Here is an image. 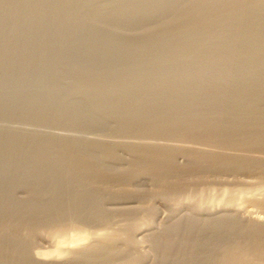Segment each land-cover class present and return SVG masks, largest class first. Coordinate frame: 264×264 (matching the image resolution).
<instances>
[{"label":"rangeland","instance_id":"374dc122","mask_svg":"<svg viewBox=\"0 0 264 264\" xmlns=\"http://www.w3.org/2000/svg\"><path fill=\"white\" fill-rule=\"evenodd\" d=\"M16 1H18V2L16 3ZM39 1H42L41 5L42 4L45 5L46 3L49 2V0L48 1L44 0L45 2L43 0H9V1L8 0H0V6L2 4V6L0 7V22L1 21L2 22L0 23V25L1 24L3 25V26L2 25L0 26V31L2 30L0 33V65H3L2 67H0V172H1L0 173V178H1L0 180H2V181H0L1 182L0 183L1 184L0 190H2L0 192V197H1L0 199L4 198V196H3V193L5 192L4 190H7V187L9 186V184L13 183V185H16V186H15V190L13 191V197L12 196L11 197H12V200L18 204L19 203L25 204V202L28 203L29 201H33L32 198L38 197V195L40 197L41 194L44 197L41 196L40 199L44 198L45 200L41 199V201L43 200L44 202L48 201L52 197L51 196L52 194L54 197L56 195V197H58L59 199L62 197L65 199V197L68 198L71 195L70 198H72L74 201L70 200V204L72 203V205H73L74 203H76L75 205H73V207H74V211H76V212L78 211V212L77 213L74 212L75 215L77 214V217L75 215H73V217L74 216L76 217L77 221L75 219H73V217L71 216L68 218L63 217L61 219H56V220H58V221H55L56 223L55 222H51V223H47V224L46 223H43V224L39 223V225L37 223H34V225L32 223H30L32 226L25 225L24 226L25 228L22 227L21 231H19L20 235L22 236V238L28 239L30 249L32 250L31 252L33 253L32 257H33L34 261L38 264H169V263H171V264L177 263L178 264L186 256H184V253L182 251H180V253H178V251L176 249L177 248L176 245L170 244L173 247L169 248L170 245H168V243L170 242V240H167L166 237L169 236L168 238H170V236L171 237L173 236V238H174L177 236L178 239L185 237L186 235H188V234H186L185 226L187 224H190V222H191V224H192V222L195 223L196 226L198 225V227H200V229L198 228V230H197L194 228L195 231H193L189 234V236H190L189 238H191V237L193 238L195 236L198 237L199 236L198 233L201 231V227H204V226L210 227V225H211L214 227L208 228L207 233L206 234L202 233L203 235L201 234V236H202V238L203 237L209 238V236H210V238L212 237L213 239H216L215 240L216 244L220 242L219 245H223V244L225 245L226 243H228L229 238H233V237L239 238L241 236H242L241 240L244 241V239H245V242H246V240L248 241V239L246 238L247 234H248V236H247L248 238L251 237L249 240L252 244L253 243L259 244L258 240H260V238L257 239V237H259V236L263 237V234H264V140H263L264 139V127H263L264 126V102H263L264 101V93H263L264 92V87H263L264 84H263V86H261L260 83L258 84V82H260L261 80L256 78V79L260 80V81L257 80V82H256V85L260 86V89H259V88H257L256 85H254L255 83L254 84L251 83V80H253V79H251L249 82L248 79L241 78V76H239V75L243 74L242 70L244 69V71H245V68H246V65H244L243 62H237L239 65L237 63L233 64V65H235L234 66L235 68L232 65H230L231 67L227 66V69H225L226 67H223V66L220 67V65H218L219 66L218 67L216 65L217 68L211 67V69H210L211 71H209V69H207V72H204V70L209 67V66H207L205 68V66L207 64H209L210 62H207V64H205V65L203 64L204 66L203 67L201 66L202 68L200 66H198L199 63H196V62H195L196 64L190 63L189 66L185 63L180 65L181 64L179 62L180 60H178V61L173 60L177 64L175 65V63H174V65H169V64L173 63L172 60H168V58H172L171 55L168 54V53H171L172 51L169 50V52H167L165 49L164 52H167L166 55L163 53L162 54L163 56L159 55L161 57L160 59H159V56L158 57L156 56L150 60V62L153 61L152 64L154 62L158 61V63L157 62H156V64L154 63L156 65V70L158 71L161 69L160 71H162V73L164 72L163 75L165 74L164 76L163 75L160 76L161 73L158 72L159 74H157V71H155V68H153L155 65L152 67L151 66L152 64H150V62H148L149 59H147V61L145 60V57L147 58V54L148 55L151 54L150 52L155 53L157 48L160 49L161 42L160 43H156V42H159L161 40V39H159L160 37H164L163 35H161V36L159 35V34H162L161 30H162V28H164V25H165L164 29H167L166 27H168L169 29H171V31L173 28H175V29L177 28V31L179 32L178 29L182 28V31H180L182 34V33H184L183 28L185 27V26L182 27V25H186L188 21L189 22L194 21V20L197 21L200 18L198 21L201 20V22H202V20L205 16L214 18L215 17L214 14H217V11L219 12V9L220 8L222 9V7H223V4H221V0H219V1L203 0V1H205L206 4L202 0H197V1L196 0H143L142 4L140 2L141 0H82V1L81 0H79V1L71 0L70 1L71 3L68 0H50L51 2H49V4H46V6H45L47 8H45L44 6L42 7L40 5ZM67 1H68V3H70V5L67 3ZM73 1L75 3V6H74V3H72ZM171 1H172V3H171ZM6 2H7V4H6ZM27 2H30L31 4H33L34 8H33V5H31L30 3L28 4ZM167 2H169V3H167ZM197 2H200L201 5H203V3H204V5H203L204 7L205 6L207 7V5H208V8H210V9L207 8L209 11L206 10L205 11L206 13L204 11L199 12L201 15L197 12L198 17L195 16L196 15L195 13L198 9H196V11H195V9H193L196 7L195 4H197ZM35 3H38V4H35ZM86 3H87V5H86ZM191 3H192V5H195V7L192 8V6L190 5ZM20 4L24 8H22L20 6V9H19L18 6ZM81 4L83 5V7ZM16 5H18V6H16ZM25 5L28 8H26ZM76 5L78 7H76ZM168 5H170V7L167 8ZM3 6L4 7L6 6L5 7L6 9L8 7H10L11 9L14 7L15 9L14 10L12 9L14 11L13 13L18 12V13H15V15H18L21 18V19L19 18V21L22 23H18L19 22L18 18H17L18 16H15L13 13L6 12V9ZM66 6H68V7H66ZM71 6H74L73 7L74 10L72 9L73 11L69 9V8H71ZM136 6L138 9L137 11H136ZM177 6H178V8H177ZM2 7H3V9H2ZM60 8H63V9H60ZM21 9L22 10L24 9V10L22 11ZM41 9H42V11H40ZM43 9L46 12H44ZM48 9H49V11H48ZM58 9H59V12L62 10H63V12L62 13L57 12ZM64 9H65L66 13L68 11L69 12L67 13V16H65L63 18V16L65 15ZM123 9H124V11H123ZM186 9H187V11H185ZM144 10L145 11L147 10V11L145 12ZM148 10H149V12H148ZM154 10H156V11L158 10V11L156 12ZM26 11H28V12H26ZM55 11L59 14H57ZM87 11H89L90 13ZM125 11H128L127 13H129V14L123 15L126 13ZM192 11H194V12H192ZM53 12H54V14H56L55 16L57 18L55 16H53L54 15ZM147 12H148V14H147ZM6 13L10 14V16ZM40 13H42V14H40ZM45 13H46V15H48V17L45 15ZM130 13H132V14H130ZM149 13H151V14H149ZM181 13L183 15H181ZM184 13H187V14L184 15ZM43 14L45 17L43 16ZM50 14L55 18L53 19V17L50 16ZM138 14H140V15H138ZM146 14L149 16H147ZM189 14L190 15L193 14V15L190 16ZM207 14H209V15H207ZM202 15H205V16L202 17ZM13 16H15V17H13ZM58 16H59V18H58ZM126 16H128V17L126 18ZM186 16H187V18H185L186 20H182V22H183L182 23L181 19L186 17ZM93 17H95V19ZM44 18H46V19H44ZM119 18L121 20H119ZM177 18H180V19L177 20ZM1 19H4V20H1ZM40 19L42 22H40ZM175 19H176V21H175ZM37 20L39 22L38 25H40L42 23V25H40L42 27L44 25L43 23H47V22L49 23L50 21H51L50 24L52 23L53 25L47 24V25H50V26H47L45 24L47 27L44 26L43 28L40 29V27L37 25V23H38ZM48 20H50V21H48ZM89 20L91 23L89 22ZM87 21H88V25L86 24ZM196 21H194L193 24ZM55 22H56V24H57V22H60L58 24L59 25L61 24V25L60 26L56 25ZM122 22H124V24H122ZM173 22H174L175 26L172 25ZM177 22H178V25H177ZM35 23L37 26L35 25ZM181 23H182V25H179ZM5 24H6V26H5ZM33 24L38 28L34 29ZM54 24H55V26H54ZM69 24L75 25L74 28H73V26L70 27ZM26 25L29 27L28 29H26V27H27ZM120 25H121V27H120ZM189 25L191 26L190 23H189ZM197 25H199V23H197ZM12 26H13V29H12ZM179 26H180V28H179ZM187 26L185 28H187ZM1 27H2V29H1ZM17 28L20 29V31ZM89 28H91L92 30ZM71 29H73V31ZM169 29H168V32H166V30H164V33L168 34ZM38 30L41 32H39ZM75 30H76V32H75ZM77 30H79L80 33H77V32H79ZM13 32H17L18 34H15ZM55 32H56V34L58 33L57 35L62 36V38L59 37L58 40L57 41L55 40V43H54L53 38L56 35ZM62 32H64V34H62ZM109 32H110V34H109ZM102 33H105V34L102 35ZM7 34L8 35L15 34V36L12 35L14 37H12L13 39L10 38L11 39V41H10V39L8 38L9 36ZM37 34L39 36H37ZM68 34L70 35L69 37H68ZM228 34L229 35L227 36V33H225L224 35L226 37L224 36V38H227L228 40L233 41L234 38H232V36L235 37V32H233V33L228 32ZM87 35L90 37L88 38ZM147 35H148V37H147ZM215 35L216 36H214V35L212 36L213 38H215V39L212 38V40L215 41L213 43L216 44V41L219 42L220 40H222L223 37H220V40L218 41L219 36H221V35L220 34H215ZM230 35H232V36H230ZM73 36H76V37H73ZM91 36H93V37H91ZM144 36H146L147 39L148 38L150 39V37L153 38V39L151 38L152 41H150L151 40L150 39V40H148V42H146V44L144 46V50H143V51H145L144 53L141 52V48H140V50H138L139 53L137 51H135L137 54L134 51L133 52L131 51V53L130 52L126 53V54H128V55H126V57H125V54L123 53L124 54L123 58H125V59H123V58H122V60L114 59L115 58L114 56L119 55L120 54L119 52L122 50L121 46H120L121 43L122 44L125 42L129 43V41H130V43L132 41H136V42L144 41V39L146 40V37H144ZM157 36H158V38H157ZM183 36H184V34L181 35L180 37H183ZM217 36H218V38H217ZM262 36L264 38V32L261 34V37H260V42L262 44L260 43V45H258L259 44V42H258L257 43L258 47L262 46L264 43V39L262 38ZM64 37H65V39H64ZM84 37L87 38V40L84 39ZM228 37L232 38V39H229ZM94 38H96V39L94 40ZM102 38L105 40H101ZM216 38H217V40H216ZM49 39H50V41H48ZM117 39H118V41H117ZM120 39H122V40H120ZM154 39H156V40H154ZM100 40L103 41V43H105L104 41L107 42L105 44L107 46V48H104L105 50H103V52H104L105 58L108 56L106 59L110 58L108 60H105L102 57H100V59L96 58L97 56H99L98 54L100 53L99 52L100 50H98V52L95 51V50H97V47H98L96 44L99 45V43H101V42H99ZM113 41L114 42L116 41L115 44H117V45H115L113 43ZM121 41H123V42H121ZM37 42H39V43H37ZM43 42L45 44H43ZM90 42H91V44H90ZM166 42L168 43V39L166 40ZM28 43L33 44L32 48H30V46L27 47V45H29ZM167 43L164 45L167 46ZM35 44H36V46H35ZM72 44L74 47L72 46ZM140 44L141 43H135V45L133 44V47L135 46L138 48V47H140L139 46ZM45 45H46V49H45V47L43 48V46H45ZM48 45H50V47ZM164 45H162V46H164ZM168 46H170V45H168ZM196 47H198V46H196ZM47 48L49 49V51L47 50ZM263 48H264V45H263ZM68 49H70L72 51H70ZM142 49H143V47H142ZM261 49H262V47H261ZM93 50L95 51V55L89 56V59L82 58L84 61L81 59L82 55L86 56L87 54H91ZM197 50H199V47L195 51H197ZM50 51H51V53H50ZM81 51H82V53H81ZM86 51H88L90 53H88ZM147 51H149V52H147ZM262 51L264 52L263 49H262ZM45 52H46V54H45ZM54 52H56V53H54ZM113 52L114 53L116 52V53L114 54ZM63 53H65V54H63ZM70 53H72V54H70ZM73 53H74V55H73ZM132 53L134 55L136 54L135 55L136 59L133 58L134 56L132 55ZM142 53L143 54L146 53L144 55V60L142 58L143 57ZM44 54H45V56H44ZM111 54L113 55L114 61L111 60V57H112ZM137 55H139V57H137ZM168 55H170V56H168ZM262 55H264V53H262ZM42 56H44V57H42ZM131 56H132V59H131ZM15 57H16V59H15ZM128 58H130V60ZM155 58H157V59L155 60ZM164 58H166L165 60H168V61H165ZM100 60H103V61L101 62ZM110 60H111V62H110ZM126 60L129 63L126 62ZM137 60H139V61H137ZM163 60H164V62H163ZM104 61H106V63ZM119 61H121V62H119ZM130 61L132 64L130 63ZM133 61L136 64L133 63ZM144 61H146L145 64H147L148 70L145 68L146 66L144 64ZM194 61H196V60H194ZM84 62H87V63L84 64ZM123 62H124V65L128 63L129 65H127V67H129V68H127L126 65H125V67L121 66ZM139 62L142 63V65H140ZM166 62H168L167 63L168 65H166ZM2 63H4V64H2ZM29 63H31V64H29ZM99 63H101V64L99 65ZM148 63H149V65H148ZM160 63H161V65H160ZM222 63H225V61ZM241 63H243V67H241L242 66ZM252 63H254L253 65L256 66V61H254ZM103 64H104V66H103ZM133 64L136 67H133ZM163 64L166 66H164ZM192 64H194V65H192ZM240 64H241V66H240ZM117 65H118V67H117ZM119 65H120V67H119ZM130 65H131V67H130ZM138 65H140V66H138ZM159 65L161 68L159 67ZM237 65L240 66L242 70H240V68ZM11 66H12V69H11ZM22 66H24V67H22ZM31 66L34 68H32ZM137 66H138V68H137ZM167 66L169 67L170 74H169V70H166V71L164 70V69H168ZM187 66L189 68H187V70H186L185 67H187ZM25 67H26V69H25ZM121 67H124V68H122V69H124L123 71H121L122 70V69H120ZM143 67L145 70L143 69ZM162 67H164L163 68L164 71L162 70ZM78 68H79V70H78ZM177 68H179V69H177ZM180 68H183V69H180ZM220 68H222L221 69L222 71L225 69V72L226 71L228 72V70L230 72V69L234 68L233 70L231 69V71H232L231 74L229 72L225 73L224 71L223 72L221 71L222 74L225 73L226 75H229L227 77H230V81H225V82H227L226 85H224L225 82L222 80H228V79H226V76H223L221 74V72H219ZM22 69H24V70H22ZM27 69L28 70L30 69V71H28ZM84 69L85 70L87 69V70L85 71ZM149 69H151V70H149ZM171 69H173V70H171ZM213 69H215V70H213ZM236 69L239 70V73H237L238 71H236L237 74L234 71ZM88 70H89V72H87ZM98 70H99V73L102 71V74L101 73L99 74ZM146 70H147V72H146ZM248 70L249 69L247 68V71H245V72L247 73ZM26 71H28V72H26ZM69 71H71V72H69ZM79 71L83 74V77L81 74H79L80 73ZM139 71L142 73H140ZM150 71H151V75L150 74L147 75V73H150ZM176 71H178L177 74H176ZM121 72H122V74H121ZM27 73H29L30 75ZM111 73H113V74H111ZM145 73H146V75H145ZM191 73H195V74L201 75V76L205 75V73H208L209 75L206 74L207 77L203 76V77H205L204 82L205 83L207 82L206 83V85H208L207 88L208 89L211 88L210 90L212 91V93L214 91L213 95L216 92V96L215 95L213 96L211 93L209 95L208 93L210 92V90H208L207 88H204V89L202 88V91H201V92H203L202 93L203 96L201 95L202 99L198 100L199 97L196 99V97L200 96V94H201V92H200L201 86L198 87L197 85L202 83L201 85L203 86L204 83H203V78L195 75V78H197L196 80H200V78L202 79V81L200 80V81L196 82L195 78L193 79L194 74L192 75ZM198 73H200V74H198ZM78 74H79V76H78ZM84 74L88 75L89 77L87 76L88 77L87 78ZM171 74H173V75H171ZM189 74H190V76H189ZM235 74H236V76H234ZM90 75L91 76L93 75L95 77L94 78L92 77V79H91ZM182 75H184V76H182ZM231 75H233V76H231ZM173 76L178 78V80L175 79V77L173 79ZM188 76L192 79H190ZM219 76L222 78H218ZM237 76H239L240 79H242L243 81H245V83H247L244 85L249 84V87L248 86L244 87V85H242V83L240 84V82H243V81L239 80V77L236 79V81L237 80H238V82L240 81L239 83L238 82L237 83L242 85V87L238 86L237 83L235 84L234 81H235V78ZM181 77H184V78L188 77V78L187 79H181ZM34 78H36V79H34ZM86 78L89 80L91 79V81H88ZM166 78L168 80H166ZM169 78H171V80L173 79L172 80L173 83L171 82V83L167 84L168 81H171ZM85 79L87 80V82ZM100 79H101V81L99 82ZM205 79L206 80L208 79V80L206 81ZM231 79H232V82L234 83V85H236V86H234L232 84ZM256 79H254L252 82H255ZM79 80L81 81V83L83 82V84H81ZM92 80L96 81V85H95V83L92 82ZM175 80H177V83L175 82ZM183 80L185 81V83L187 82V84L183 83L181 86V83H179V82H181V81L184 82ZM190 80H195L193 82H195L196 84L192 82L195 86L192 85ZM5 81H7V82H5ZM217 81L218 82L222 81L224 84L223 83L217 84L218 83ZM11 82L12 83L16 82V85L18 87L11 86L10 89H8V87H9L8 85ZM101 82H104V83L101 84ZM250 83L252 84L251 86H256L255 91H254V88L250 86ZM104 84H105V86H104ZM166 84L168 86H170V84L173 86H171L172 87L171 88V87H168ZM175 84H177V85H175ZM216 84H217V86L219 85L220 88H219V86L217 87ZM227 84H229V86ZM42 85H43V87H42ZM158 85H159V87H158ZM183 85L185 88L182 90ZM91 86H92V88H88ZM96 86H97V88L94 89L93 87H96ZM160 86H164V87H162L163 89ZM165 86H167L168 89L169 88L170 89L167 90V88ZM226 86L230 89H228ZM237 86H238V88H237ZM12 87L15 88L17 91L15 89H13ZM80 87L81 88L86 87L85 89L87 91L83 88L86 92L85 95L88 94L89 90L93 91V89L96 90L97 93L95 91H93V92L90 91L89 93H92V95L88 94L90 97L87 96L88 98H86V96L84 95V92H83L84 90L80 89ZM99 87H102V89L104 88L107 92H105L104 89H103L104 91L101 88L99 89ZM157 87L159 88V90L161 89L160 90L161 93H160V91H158ZM197 87H198V89H197ZM204 87H206L205 84H204ZM222 87L226 88V89H223ZM239 87L241 88L242 91L246 90L245 91L246 93L244 91L241 92V90H240V92L238 90H236V91L233 90L234 92L232 93V91H231L232 89H235V88L239 89ZM250 87L253 88V90ZM248 88H250V90ZM205 89L207 92L203 91ZM212 89H215L216 91L212 90ZM247 89L249 90V92L252 93L251 96L253 94H255L256 97L258 96L256 99L258 101L261 100L258 102V104L255 102L256 99L254 101L252 99L255 95L253 97L250 96L248 98L250 93L248 92L249 94L247 95V91H248ZM37 90L40 93H41V91L42 92L44 91V92L40 94ZM48 90H50V91H48ZM80 90L81 91L83 90V91L81 92ZM99 90H102L106 94H104V93L102 94V92ZM172 90L174 93L172 92ZM186 90L189 91L188 95L192 90V92L189 96L192 99H194V98L196 99V100L195 99L192 100L194 103L195 102H198V103H196V104H194V103L192 104V102L190 103L191 98L185 93V92H187ZM221 90H223V92ZM256 90H259V91L256 92ZM6 91L7 92L11 91V92L5 93ZM197 91H199L200 93H198ZM228 91H230V93ZM260 91L263 94L261 93V95H257L256 93H258ZM49 92H51V93H49ZM162 92L167 93L168 97H170V94H171L172 98L171 97L167 98L166 94H165V97L161 96V95H164ZM219 92L220 93L222 92V93L219 94ZM4 93H5V95H3ZM204 93H206L205 96H207V99L210 100L209 103H211L214 100L213 98H216L213 102L217 101L218 95L220 97L219 99H221V97H223L222 98L223 100L221 99L219 101L223 102L225 99V102L224 103L215 102L214 105H213V103H211V105L214 106L212 108L211 105L210 106L208 105L209 103H208V101L205 100L206 98L203 99V97H205ZM93 94H94V97L95 96L97 97V95L99 94L98 96H99L100 100H102V104H100L101 102L98 100V97H97V99H95L93 97ZM100 94H101V96L103 95V97H101ZM178 94H181V96ZM182 94H186L185 95L186 97L184 98V95L182 96ZM192 94H194V96ZM224 94H226V96ZM229 94L231 95L230 97L233 100H235L237 97H239L238 99L241 98L240 100H242V102H239L238 99H236V102L235 101L233 102V100L231 98H229ZM241 94L244 96H242ZM36 95H39V96L41 95V97H40L41 99H39L40 101L37 100V101L31 102V98H35ZM104 95H106V96H104ZM227 95H228V97H227ZM245 95L247 97H245ZM187 96H188V98H187ZM210 96H212V97H210ZM91 97H93V99H91ZM104 97H106V98H104ZM161 97L166 99V100H169V101H166V100L164 101V99H162ZM174 97L179 98V99H174ZM182 97L184 99H182ZM209 97L212 98V101ZM225 97H227V98H225ZM117 98H119V99L117 100ZM160 98L162 101L160 100ZM189 98H190V100H189ZM228 98L231 99L232 102L229 101ZM186 99H187V101L189 100L190 105H188L187 101H184ZM93 100H95V101H93ZM104 100H105L106 105L104 104ZM154 100H155V102L158 100L161 103L159 104V102L158 103L156 102L157 104H155ZM177 100H178V102H177ZM181 100L184 101L185 104ZM203 100L206 102H204ZM244 100L245 101L248 100V102H246V103H248V105L245 103L248 107L246 105H244ZM96 101L99 104L98 103L95 104ZM120 101L122 102L121 104L119 103ZM175 101L179 105L183 103L181 106L185 105V106H189V107L190 106L192 107L194 105H198L200 102L198 107L199 106L200 107L202 106V107L201 108L196 107V109L198 108L197 109L198 111L196 109H194L195 106L192 107V109L187 108V110H185L186 107L183 108L177 104H174ZM252 101H253V103H252ZM124 102H125V104L127 103V105L129 102V106L133 105V104L134 105H133V107L130 106V108H129L127 105L124 104ZM145 102H146V104H145ZM165 102L167 104H169V102H170L171 105L170 104L169 105L172 108V110L170 107L168 108L169 105H167ZM179 102H181V103H179ZM226 102L228 105L225 107L224 104L226 105ZM228 102H231V103H228ZM250 102L252 104H250ZM16 103H17V105H16ZM18 103L19 104L21 103L22 105L20 104L21 106H19ZM201 103L204 104V107L208 105L207 108L205 107L208 112L203 107V105H201ZM233 103H235V104H233ZM239 103H241V104L243 103V104L241 105ZM14 104L17 107H14L15 106ZM57 104H58V106H57ZM123 104L125 106L124 107L125 110L129 108L131 110L133 109V112L134 111H136V112L133 113L129 109L127 111H125L124 108L120 109L121 105H123ZM135 104H137L139 106H137ZM173 104L175 105V109H177V110H175L173 108L174 107ZM215 104H217V105H215ZM219 104H220V106H219ZM222 104H223V106H222ZM230 104H232V106L235 105L234 107H236V104H237V106L238 105L240 107L246 106V108H241V110H240V107L239 108L238 107L233 108ZM253 104H255V105H253ZM23 105H25V106H23ZM46 105H48V106H46ZM119 106H120V108H118ZM135 106H136L137 110L135 109ZM13 107L15 108L14 111H13V109H14ZM210 107H211V109H210ZM227 107H228V109H226ZM71 108H72V110H71ZM104 108H105V110H104ZM140 108H141V111H140ZM178 108H180V109H178ZM181 108L183 109V111L185 110L184 113L181 112L182 111ZM203 108H204V110H203ZM208 108H209V110L214 109L213 111H215V112H213V111L210 112L208 110ZM216 108H219V109H216ZM223 108L226 111L223 110ZM231 108H233L235 111L236 110H238V111H236L234 113V111ZM247 108H249V110H247ZM9 109H11V110H9ZM118 109H119V111H118ZM242 109H246V111L245 110L243 111ZM5 110H7V111H5ZM55 110H57V111H55ZM120 110L125 111L126 112L125 114H128V116L130 118L132 117L131 119H133V116L138 114L137 113L138 110L140 113H139V115L134 117L135 121L132 120L133 122L131 121L132 122L131 123L130 122L131 119L127 115L126 116H125V114L123 115L124 112H122ZM179 110H181V111H179ZM195 110H196V112H195ZM201 110L203 111L204 116H201V115H203ZM221 110H223L225 112H227V110H229V111L231 110L233 112L234 117H235V115L236 116L238 115V117L234 118L233 116L230 117V115H232V113H229L230 114L229 118H228L229 120H231L233 118V119H238V121H240L238 123L237 120L232 119L234 121L233 124L236 125V126L234 125V128H233L234 130L236 129L234 132L232 129V127H233L232 121L231 122L230 121L222 122L225 120V119L223 120V118H227L226 116L228 115V113L226 115V113H224ZM254 110H255V112H257V114L252 113ZM67 111H68V114H67ZM177 111H179L180 113ZM239 111H241V112L239 113ZM187 112H189V113H187ZM197 112H199V113H197ZM237 112H238V114H237ZM132 113H133V116L132 115L130 116L129 114H132ZM135 113H137V114H135ZM182 113L184 116L182 115ZM186 113H187V117H185ZM119 114H121V115H119ZM198 114H200V117ZM254 114H256L255 117L259 118V119L256 118V120H260L259 123H257L254 120V118H253ZM179 115L180 116L182 115L183 118H182V116L180 117ZM214 115H215V117H213ZM222 115H223V117H222ZM251 115H253V116H251ZM152 116H153V118H152ZM173 116H175V117H173ZM125 117L127 118L128 121L125 120L126 119ZM179 117L182 120L179 119ZM201 117H203V118L201 119ZM167 118H169V119H167ZM177 119H178V121H177ZM249 120L254 121V122H250ZM151 121H153L155 123H153ZM176 121H177V123H176ZM247 121H249V123ZM146 122H148V124ZM172 122L174 125L171 124ZM215 123H217L218 125L220 124V125L218 126L216 124V126H215ZM230 123L232 124V126L229 125ZM79 125H81V126H79ZM243 125H244V127H243ZM245 125H247V126H245ZM248 127H250L251 129ZM152 128H153L154 132H152ZM154 128H156V129H154ZM207 128H210V129H207ZM211 128H213V130H211ZM253 128H254L255 133H258L259 135H256V134L252 135V134L248 133V131L249 130L251 131ZM186 129H188V130H186ZM231 129H232V131H231ZM239 129L240 130L246 129L247 130L246 134L247 133L248 134L247 135L244 134L246 130H244V131L242 130L241 133L238 132V131H240ZM206 130H207V132L210 130L212 133L211 132L207 133ZM214 130H216V131H214ZM260 130H262V131H260ZM204 131L206 134L204 133ZM254 131L252 130L253 133H254ZM22 134L24 135V138L21 139V137H23ZM209 134H211V136ZM213 134H215V135H213ZM262 134H263V136H262ZM19 135H20V137H19ZM25 135H29V137L30 136L31 137L25 141V139L27 138ZM149 135H150V137H149ZM251 135L253 136L252 139H251V137H252ZM254 135L256 137H254ZM45 136H47V137H45ZM209 136L211 138H209ZM244 137L246 139H244ZM259 137H261V138H259ZM43 138H46V139L44 140ZM255 138H256V140H255ZM41 139H42V141H41ZM52 139H54V140H52ZM230 139H231V141H230ZM243 139H244V142H243ZM248 139H250L251 141ZM22 140H23V142H22ZM47 140H48V145H47ZM253 140L256 141L257 143L255 144V142ZM257 140H259V142ZM19 141H20V143H19ZM227 141L230 142V144ZM247 141H249V142L246 143ZM251 142H253L254 144L253 143L251 144ZM20 144H22V145H20ZM42 145L43 146L45 145L44 151L42 149L43 148ZM59 147L63 150H61ZM40 149H42V150H40ZM45 149H47V150H45ZM22 151L24 152V154L22 153ZM38 151H40V152H38ZM42 151H43V153H42ZM55 151H56L55 154L57 156L53 153ZM68 151L69 152L71 151V152L69 153ZM64 152H66V154L68 156ZM26 153L29 154V156ZM33 153L36 154L37 157L34 156ZM21 154H23V155H21ZM43 154H44V156L46 155L44 158L42 156ZM20 155H21V157H20ZM39 155L42 156V159L39 158V157H41ZM18 156H19V159H15V158H18ZM64 156H67V157H64ZM38 159L40 161V165H39L40 168H38V170L39 169L40 170L38 172V170L36 169L37 172H34V173L35 174L37 173L38 175L36 174L37 176H35L33 174L32 170H31L32 172H30V171L28 172L27 170H29V168L31 169L33 164H34V161H36ZM43 159H44V161H41ZM45 159H46V161H45ZM16 161H18L17 164L15 163ZM31 161H33V163ZM49 161H50V163H49ZM42 162H43V166H42ZM58 162H60V163H58ZM78 162H80V163H78ZM30 163L32 164V166ZM9 164H11V165H9ZM15 164H16V166H15ZM18 164H20V166H18ZM24 164H25V167H24ZM59 164H61L63 167ZM164 164H165V166H163ZM4 166H6V168ZM12 166H13V168H12ZM46 166H47L48 170L44 169V168H46ZM51 166L53 168H55L56 171L53 170L51 168ZM27 167H28V169H27ZM41 167H43V168H41ZM4 168L8 169V172H7V170H4ZM22 168L23 169L25 168L24 171ZM49 168H51V171L52 170L53 171L50 172ZM66 168L68 170H66ZM71 168L76 170V172ZM79 168L81 169V171ZM90 168H92V169H90ZM69 169H71L72 171ZM41 170H44V171L46 170V171L41 172ZM61 171L64 173H62ZM67 171H68V174H67ZM25 172H27V174ZM40 173L43 175H41ZM52 174H54V175H52ZM63 174H65L66 177ZM72 174H74V176ZM20 175H21V177H19ZM27 175H28V177H27ZM32 175H34L33 177L38 178L40 180V182H41L40 185L42 184L43 186H40V185H38V186L42 187V189L44 188L43 190L41 188H39V189L37 188L38 190H35L33 188L35 191H32L33 190L32 187H34V186H32L33 183H31L32 182V179H31ZM51 176H53V177H51ZM24 177L27 180H25ZM64 177L66 180H67V178L70 177L69 178L70 181L64 180ZM29 178L31 180H29ZM3 179L5 181H3ZM56 179H57V181H56ZM16 180H17V183H15ZM24 180L27 183L23 182ZM47 180H50V181H47ZM42 181H43V183H42ZM74 181L75 182L77 181L76 182L77 184ZM19 182H22L24 185L19 184ZM48 182H49V185H50V183H54V184H51V186H49V185H47ZM45 184L47 185L48 188L46 187ZM56 184L58 187H55ZM4 185H5V187H4ZM61 185H63V186H61ZM80 185H82V187ZM35 187H36V185H35ZM51 188L52 189L55 188V189H53V191H52ZM47 189H49L50 191ZM63 189H66L67 191L63 190ZM73 189H74V191H73ZM79 189H80V191H79ZM41 190H42V192H41ZM57 190H59V191H57ZM38 191H39V193H38ZM89 191H91V192H89ZM64 192H65V194H64ZM79 192H81V195L79 194ZM82 192H84V193H82ZM71 193H73V194H71ZM36 194H38V195H36ZM78 194H79V196H78ZM91 194L93 196H91ZM67 195H68V197H67ZM32 196H34V197H32ZM81 196H83V197H81ZM87 198L88 199L90 198V199L87 201ZM92 198H93V200H92ZM94 198L96 199V201ZM80 199H84V200H82L83 203L87 202V203H85L87 207H85L84 206L85 204H83L82 202L80 203V201H79ZM91 200L94 201V202H92L93 206L91 204ZM47 203L48 202H46L45 204H47ZM90 204H91V206L89 207ZM96 204H98V205H96ZM79 205L80 206L82 205V212L83 213L80 210L81 208L78 207ZM75 207H77V208H75ZM92 207L94 209H96L97 211H93L94 209H92ZM90 209L92 210V212L94 214L90 213V211H91ZM100 211L102 212V215L100 214L101 213ZM96 212H98V214ZM80 213H82V214H80ZM89 213H90V215H89ZM93 215H94V217H92ZM99 215L103 216V218L101 217V219L98 218V220H97V217ZM78 216L81 218L79 219ZM84 216L85 217L87 216L86 218H88V219L84 218ZM88 216H90V218L92 217V219L89 220ZM94 218L96 219L95 221H94ZM63 219H64V221H63ZM78 219L80 221H78ZM103 219H105V220H103ZM92 220L94 221V223L92 222ZM74 221H76V222H74ZM224 221H230L231 224L228 226L222 225L221 223ZM77 222H80V223H77ZM72 223L75 224V226H74V227H76L75 229H72L71 231H69V230L64 231V233L61 232L60 235H57L58 230L63 229L64 227L66 228V227L70 226V224H72ZM233 224H237V226L234 227L235 225L233 226ZM196 226H194V227H196ZM215 226L216 227L218 226V227L216 229H214ZM179 227H180V232L178 229ZM219 227H221L222 230L219 229ZM230 227H232V229ZM212 228H213V231L214 230L216 231L218 229L221 230L219 232L220 235L217 234V235H214L215 236L214 237L213 231L211 232ZM173 230H175V232ZM227 230H229V231H227ZM19 232L17 233L18 237H19ZM173 232L176 233V236ZM229 232H231V233H229ZM232 232H235V233L237 232L236 234L240 233V235L238 234V236H236V234H234ZM254 232H256V233L254 234ZM221 234H223V235H221ZM230 234H232V235H230ZM243 234H244V236H243ZM228 236H230V237H228ZM166 240H167V243H166ZM252 240L257 241V242H254ZM162 241H165V242L162 244ZM250 242L248 241L249 244H250ZM221 243H223V244H221ZM252 244L250 245L251 248H252ZM254 244H253V247L256 246V244L255 245ZM166 246H167L168 250H164V248ZM250 246L248 245V247H250ZM175 249L177 252L175 251ZM95 251H97V252H95ZM161 252H165L166 254H168V256H169V254H171V255H170V257H166V254L162 253L163 254L162 255ZM189 252H190V250L188 251V254L191 253V255L195 258H194V260L192 259L193 260L192 262H189V261L188 262L191 264H199V263H197L199 260L197 257L198 256V250L196 251L194 249L192 252H190V253ZM195 253H196V255H195ZM161 255L163 256L164 260H166V261L163 260ZM183 260H185V259H183ZM185 262H187V261H183V264H185Z\"/></svg>","mask_w":264,"mask_h":264},{"label":"bare ground","instance_id":"6f19581e","mask_svg":"<svg viewBox=\"0 0 264 264\" xmlns=\"http://www.w3.org/2000/svg\"><path fill=\"white\" fill-rule=\"evenodd\" d=\"M9 1V0H8ZM44 1V0H43ZM48 1V0H47ZM69 2L71 1V0H68ZM68 1H67V3H68ZM77 1H79V0H77ZM82 1V0H81ZM197 1V0H196ZM203 1V0H202ZM216 1H219V0H216ZM13 2V1H12ZM18 1H16V3H17ZM33 2V1H32ZM36 2V1H35ZM38 2V1H37ZM40 2V5H41V2L42 1H39ZM45 2V1H44ZM49 2H51L50 0H49ZM49 2L48 3H46V4H49ZM53 2V1H52ZM66 2V1H65ZM85 2V1H84ZM141 2V4L143 3V0H141L140 1ZM166 2V1H165ZM170 2V1H169ZM169 2H167V3H169ZM201 2V1H200ZM200 2H197V4H195L196 5V7H195V5H192V3L190 4L191 6H192V8L193 7H195V8H193V9H195V11H196V9H198L197 11H196V15L195 16H197L198 17V13L199 12H202V11H206V10H208V9H210V8H208V5H207V7L205 6H203L204 5V3H205V1H203L204 3H203V5H201L200 4ZM9 3V2H8ZM14 3V2H13ZM15 3V4H16ZM28 4L30 3V2H27ZM71 3V2H70ZM70 3H68L69 5H70ZM72 3H74V1L72 2ZM80 3V2H79ZM136 3V2H135ZM171 3H172V1H171ZM179 3V2H178ZM196 3V2H195ZM199 3V4H198ZM215 3V2H214ZM5 4V3H4ZM6 4H7V2H6ZM14 4V5H15ZM31 4V3H30ZM35 4H38V3H35ZM46 4L45 5H41L42 7L44 6H46ZM54 4V3H53ZM65 4V3H64ZM67 4V5H68ZM84 4V3H83ZM139 4V3H138ZM164 4V3H163ZM162 4V5H163ZM175 4V3H174ZM173 4V5H174ZM206 4V3H205ZM221 4H223V7H222V9L220 8L219 9V12L217 11V14H214L215 15V17L214 18H211V17H206L205 15H202V17H204L203 18V20H202V22H201V20L200 21H196V20H194V21H196L197 23H199V25H197V23L195 22L194 24H193V22L194 21H188L187 22V24L186 25H182V20H186L185 18H187V16L186 17H184V18H182L181 19V24H179V25H182V27H186L187 25V28H183L184 30H183V32L184 33H182L181 34V32L180 31H182V28H180V26H179V28L181 29H178L179 30V32L177 31V28L175 29V28H173L172 29V31H171V29H169L168 27H166L167 29H164L165 28V25H164V28H162V30H161V32H162V34H159L160 36L161 35H163L164 37H160L159 39H161L159 42H156V43H160L161 42V46H160V49H158L157 48V50L155 51V53H153V52H150L151 54H147V58L145 57V60L147 61V59H149L148 60V62H150V60L153 58V57H158L159 55H161V56H163L162 54L164 53L165 55L167 54V52H169V50H171L170 52L171 53H168V54H170L171 55V57L172 58H168V60H172V64H169V65H174V61L173 60H180L179 62L181 63L180 65H182L183 63H185V64H187L188 66L190 65V63H194V64H196V63H199L198 64V66H204L205 64H207V62H210L209 64H207L206 66H205V68L207 67V66H209L208 68H206L205 70H204V72H207V69H209V71H211L210 69H211V67L213 68V67H215V68H217L216 67V65L218 66V65H220V67L221 66H223V67H226L225 69H227V66H230V65H232L233 67L235 66V65H233V64H236L237 62H243L244 63V65H246V68H245V71H247V68L249 69L248 70V72L246 73L245 71H244V69L242 70L241 69V67H243V63H241L242 64V66H241V64H240V66H238L239 68H240V70H242V75H239V76H241V78H246V79H248L249 80V82H250V80L251 79H256V78H258V79H260V80H258V79H256V81L255 82H252L253 80H251V83L252 84H254V85H256V82H257V80L258 81H260V82H258V84L260 83L261 84V86H263V82H264V55H262V53H264L263 51H262V49L264 50V48H263V45H264V43H263V45L262 46H260V47H258L257 46V43L259 42V44L258 45H260V37H261V34L264 32V0H221ZM31 5H33V4H31ZM51 5V4H50ZM55 5V4H54ZM53 5V6H54ZM68 5V6H69ZM78 5V4H77ZM76 5V7H78ZM82 5V4H81ZM85 5V4H84ZM86 5H87V3H86ZM189 5V6H190ZM210 5V4H209ZM1 6H2V4H1ZM0 6V7H1ZM16 6H18V5H16ZM20 6H21V4L18 6L19 7V9H20ZM26 6V5H25ZM49 6V5H48ZM60 6V5H59ZM68 6H66V7H68ZM74 6H75V3H74ZM74 6H71V8H69L70 10H74ZM142 6V5H141ZM165 6V5H164ZM172 6V5H171ZM188 6V5H187ZM211 6V5H210ZM209 6V7H210ZM216 6V5H215ZM4 7V6H3ZM3 7H2V9H3ZM6 7V6H5ZM4 7V8H5ZM22 7V6H21ZM65 7V8H66ZM75 7V8H76ZM80 7V6H79ZM82 7H83V5H82ZM88 7V6H87ZM166 7V6H165ZM168 7H170V5H168L167 6V8ZM17 8V7H16ZM22 8H24V7H22ZM26 8H28L27 6H26ZM33 8H34V5H33ZM41 8V7H40ZM45 8H47V7H45ZM177 8H178V6H177ZM208 8V9H207ZM6 9V8H5ZM13 10L15 9L14 7L12 8ZM10 7H8L7 9H6V12H10V13H13L14 11L12 10ZM50 9V8H49ZM49 9H48V11H49ZM60 9H63V8H60ZM132 9V8H131ZM143 9V8H142ZM192 9V10H193ZM22 10V9H21ZM24 10V9H23ZM22 10V11H23ZM44 10V9H43ZM56 10V9H55ZM67 10V9H66ZM72 10V11H73ZM126 10V9H125ZM138 9H137V6H136V11H137ZM170 10V9H169ZM172 10V9H171ZM12 11V12H11ZM16 11V10H15ZM33 11V10H32ZM31 11V12H32ZM40 11H42V9L40 10ZM121 11V10H120ZM123 11H124V9H123ZM129 11V10H128ZM128 11H125L126 13L125 14H123V15H128L129 13H127ZM132 11V10H131ZM145 11V10H144ZM147 11V10H146ZM145 11V12H146ZM154 11H156V10H154ZM158 11V10H157ZM156 11V12H157ZM183 11V10H182ZM181 11V12H182ZM185 11H187V9L185 10ZM184 11V12H185ZM209 11V10H208ZM211 11V10H210ZM26 12H28V11H26ZM44 12H46L45 10H44ZM43 12V13H44ZM56 12V11H55ZM57 12H59V9H58V11ZM56 12V13H57ZM63 12V10L62 11H60L59 13H62ZM64 12H65V15L63 16V18L65 17V16H67V13L69 12H67L66 13V11H65V9H64ZM87 12H89V11H87ZM92 12V11H91ZM133 12V11H132ZM143 12V11H142ZM144 12V13H145ZM148 12H149V10H148ZM148 12H147V14H148ZM151 12V11H150ZM192 12H194V11H192ZM198 12V13H197ZM3 13V12H2ZM15 13H18V12H15ZM15 13H13L14 15H15ZM59 13H57V14H59ZM90 13V12H89ZM118 13V12H117ZM138 13V12H137ZM155 13V12H154ZM206 13V12H205ZM6 14H8V13H6ZM27 14V13H26ZM33 14V13H32ZM38 14V13H37ZM40 14H42V13H40ZM53 14H54V12H53ZM88 14V13H87ZM121 14V13H120ZM130 14H132V13H130ZM135 14V13H134ZM146 14V15H147ZM149 14H151V13H149ZM185 14H187V13H184V15ZM200 14V13H199ZM9 16H10V14H8ZM31 15V14H30ZM45 15H46V13H45ZM56 14H54L53 16H55ZM61 15V14H60ZM59 15V16H60ZM74 15V14H73ZM92 15V14H91ZM95 15V14H94ZM113 15V14H112ZM122 15V14H121ZM122 15V16H123ZM138 15H140V14H138ZM176 15V14H175ZM181 15H183L182 13H181ZM180 15V16H181ZM190 15V14H189ZM191 15H193V14H191ZM190 15V16H191ZM201 15V14H200ZM207 15H209V14H207ZM15 16H18V15H15ZM15 16H13V17H15ZM26 16V15H25ZM39 16V15H38ZM43 16H44V14H43ZM47 17H48V15H46ZM50 16H52L51 14H50ZM52 16V17H53ZM59 16H58V18H59ZM61 16V17H62ZM130 16V15H129ZM147 16H149V15H147ZM213 16V15H212ZM12 17V18H13ZM31 17V16H30ZM45 17V16H44ZM56 17V16H55ZM55 17H53V19L55 18ZM128 16H126V18H127ZM138 17V16H137ZM152 17V16H151ZM201 17V18H202ZM18 18V21H19V16L17 17ZM16 18V19H17ZM51 18V17H50ZM57 18V17H56ZM70 18V17H69ZM68 18V19H69ZM94 19H95V17H93ZM92 18V19H93ZM110 18V17H109ZM113 18V17H112ZM115 18V17H114ZM118 18V17H117ZM116 18V19H117ZM125 18V17H124ZM146 18V17H145ZM21 19V18H20ZM44 19H46V18H44ZM75 19V18H74ZM73 19V20H74ZM85 19V18H84ZM93 19V20H94ZM97 19V18H96ZM129 19V18H128ZM180 18H177V20H179ZM1 20H4V19H1ZM43 20V19H42ZM52 20V19H51ZM57 20V19H56ZM60 20V19H59ZM62 20V19H61ZM91 20V19H90ZM90 20H89V22H90ZM108 20V19H107ZM119 20H121L120 18H119ZM34 21V20H33ZM48 21H50V20H48ZM55 21V20H54ZM84 21V20H83ZM175 21H176V19H175ZM2 22V21H1ZM0 22V23H1ZM7 22V21H6ZM9 22V21H8ZM29 22V21H28ZM27 22V23H28ZM35 22V21H34ZM37 22H38V20H37ZM40 22H42L41 21V19H40ZM51 22V21H50ZM50 22L48 23H43L44 25H43V27L44 26H46L47 24H50ZM53 22V21H52ZM192 22V23H191ZM201 22V23H200ZM12 23V22H11ZM18 23H22V22H18ZM58 23H60V22H57V24H56V22H55V24L56 25H59ZM86 23V22H85ZM91 23V22H90ZM180 23V22H179ZM189 23L191 24V26L189 25ZM10 24V23H9ZM39 24V22L37 23V25ZM46 24V25H45ZM55 24H54V26H55ZM87 25H88V21H87V23H86ZM122 24H124V22H122ZM170 24V23H169ZM176 24V23H175ZM2 25V24H1ZM0 25V26H1ZM8 25V24H7ZM14 25V24H13ZM31 25V24H30ZM35 25H36V23H35ZM34 24H33V28L35 29V28H38V27H36ZM40 25H42V23L40 24ZM40 25H38L39 27H40V29L41 28H43L42 26H40ZM50 25H53L52 23L50 24ZM50 25H47V26H50ZM61 25V24H60ZM59 25V26H60ZM70 25V27L71 26H73V28H74V26L75 25H73V24H69ZM77 25V24H76ZM172 25H174V22L172 23ZM177 25H178V22H177ZM3 26V25H2ZM5 26H6V24H5ZM27 26V25H26ZM46 26V27H47ZM118 26V25H117ZM161 26V25H160ZM175 26V25H174ZM190 26V27H189ZM16 27V26H15ZM32 27V26H31ZM45 27V28H46ZM64 27V26H63ZM84 27V26H83ZM90 27V26H89ZM92 27V26H91ZM120 27H121V25H120ZM170 27V26H169ZM29 27L27 26L26 27V29H28ZM49 28V27H48ZM61 28V27H60ZM161 28V27H160ZM1 29H2V27H1ZM12 29H13V26H12ZM18 29V28H17ZM22 29V28H21ZM80 29V28H79ZM89 29H91V28H89ZM100 29V28H99ZM168 29H169V33L168 34H166V33H164V30H166V32H168ZM6 30V29H5ZM4 30V31H5ZM10 30V29H9ZM19 31H20V29H18ZM17 30V31H18ZM23 30V29H22ZM31 30V29H30ZM37 30V29H36ZM60 30V29H59ZM62 30V29H61ZM72 31H73V29H71ZM70 30V31H71ZM85 30V29H84ZM87 30V29H86ZM92 30V29H91ZM102 30V29H101ZM159 30V29H158ZM2 31V30H1ZM1 31H0V33H1ZM29 31V30H28ZM39 31V30H38ZM53 31V30H52ZM55 31V30H54ZM58 31V30H57ZM64 31V30H63ZM77 31H79V30H77ZM83 31V30H82ZM157 31V30H156ZM171 31V32H170ZM30 32V31H29ZM37 32V31H36ZM39 32H41V31H39ZM47 32V31H46ZM75 32H76V30H75ZM89 32V31H88ZM102 32V31H101ZM228 32L229 33H233V32H235V37H233L232 35H230V36H232V38H234L233 39V41H230V40H228L227 38H224V34L225 33H227V36L229 35L228 34ZM13 33H15V34H18L17 32H13ZM24 33V32H23ZM60 33V32H59ZM77 33H80V31L79 32H77ZM86 33V32H85ZM95 33V32H94ZM164 33V34H163ZM10 34V33H9ZM15 34H12V35H14L15 36ZM47 34V33H46ZM55 34H56V32H55ZM58 34V33H57ZM56 34V35H57ZM62 34H64V32H62ZM70 34V33H69ZM68 34V37L71 35H69ZM88 34V33H87ZM103 34H105V33H102V35ZM109 34H110V32H109ZM184 34V36L183 37H180L181 35H183ZM215 34H220L221 36H219V39H218V41L220 40V37H223L222 38V40H220L219 42H217L216 41V44L215 43H213V42H215V41H213L212 40V36L214 35V36H216ZM8 35V34H7ZM12 35H8L9 37V39L10 38H12V37H14V36H12ZM24 35V34H23ZM44 35V34H43ZM42 35V36H43ZM54 36V38H53V42L55 43V40L57 41L58 40V38L59 37H61L62 38V36H59V35H57V36ZM66 35V34H65ZM64 35V36H65ZM73 35V34H72ZM77 35V34H76ZM83 35V34H82ZM86 35V34H85ZM99 35V34H98ZM112 35V34H111ZM223 35V36H222ZM19 36V35H18ZM17 36V37H18ZM37 36H39L38 34H37ZM81 36V35H80ZM88 36V35H87ZM106 36V35H105ZM218 36H217V38H218ZM229 36V37H230ZM45 37V36H44ZM49 37V36H48ZM67 37V36H66ZM73 37H76V36H73ZM82 37V36H81ZM86 37V36H85ZM84 37V39H86L87 40V38H85ZM90 36H88V38H89ZM91 37H93V36H91ZM103 37V36H102ZM110 37V36H109ZM117 37V36H116ZM144 37H146V36H144ZM143 37V38H144ZM147 37H148V35H147ZM147 37H146V40L144 39V41H140V42H136V41H132L131 39V43H130V41H129V43L128 42H125V43H121V51L119 52L120 54L119 55H116V56H114L115 58L114 59H120V60H122V58H123V55L125 54V57H126V55H128V54H126L127 52H130L131 53V51L133 52H135V51H137L138 52V50H140V48H141V52H145V51H143L144 50V46H145V44H146V42H148V40H150L152 37H150V39L148 38L147 39ZM226 37V36H225ZM228 37V38H229ZM21 38V37H20ZM52 38V37H51ZM101 38V37H100ZM156 38V37H155ZM157 38H158V36H157ZM217 38H216V40H217ZM232 38H229V39H232ZM262 38H263V36H262ZM8 39V40H9ZM13 39V38H12ZM18 39V38H17ZM46 39V38H45ZM64 39H65V37H64ZM71 39V38H70ZM96 38H94V40H95ZM114 39V38H113ZM116 39V38H115ZM126 39V38H125ZM153 39V38H152ZM152 39L150 40V41H152ZM168 39V43L166 42V40ZM213 39H215V38H213ZM264 39V38H263ZM262 39V40H263ZM16 40V39H15ZM14 40V41H15ZM40 40V39H39ZM61 40V39H60ZM63 40V39H62ZM79 40V39H78ZM85 40V41H86ZM91 40V39H90ZM93 40V41H94ZM101 40H105V39H101ZM99 41V42H101V43H99V45L98 44H96L97 46V50H95V51H97L98 52V50H100L99 52V56H97L96 58H99L100 59V57H102V58H104L105 60H108V59H110V58H108V59H106L105 58V55H104V52H103V50H105L104 48H107V46L105 45L107 42L106 41H104L105 43H103V41ZM120 40H122V39H120ZM137 40V39H136ZM142 40V39H141ZM154 40H156V39H154ZM10 41H11V39H10ZM48 41H50V39L48 40ZM52 41V40H51ZM64 41V40H63ZM69 41V40H68ZM117 41H118V39H117ZM139 41V40H138ZM7 42V41H6ZM59 42V41H58ZM74 42V41H73ZM89 42V41H88ZM112 42V41H111ZM116 42V41H115ZM115 42L113 41V43L115 44ZM121 42H123V41H121ZM167 43V46H165L164 44H166ZM4 43V42H3ZM37 43H39V42H37ZM76 43V42H75ZM94 43V42H93ZM98 43V42H97ZM135 43H141L139 46L140 47H133V44L135 45ZM29 44V43H28ZM41 44V43H40ZM43 44H45L44 42H43ZM90 44H91V42H90ZM262 44V43H261ZM14 45V44H13ZM20 45V44H19ZM32 45L33 44H29V45H27V47L28 46H30V48H32ZM51 45V44H50ZM50 45H48L49 47H50ZM76 45V44H75ZM84 45V44H83ZM87 45V44H86ZM108 45V44H107ZM113 45V44H112ZM115 45H117V44H115ZM162 45H164V46H162ZM168 45H170V46H168ZM24 46V45H23ZM22 46V47H23ZM35 46H36V44H35ZM42 46V45H41ZM72 46H73V44H72ZM71 46V47H72ZM132 46V47H131ZM196 46H198L199 47V50H197V51H195L196 49H198V47H196ZM45 47V49H46V45L45 46H43V48ZM69 47V46H68ZM74 47V46H73ZM87 47V46H86ZM85 47V48H86ZM109 47V46H108ZM142 47H143V49H142ZM151 47V46H150ZM261 47H262V49H261ZM14 48V47H13ZM26 48V47H25ZM29 48V49H30ZM34 48V47H33ZM55 48V47H54ZM53 48V49H54ZM83 48V47H82ZM90 48V47H89ZM7 49V48H6ZM20 49V48H19ZM18 49V50H19ZM24 49V48H23ZM91 49V48H90ZM89 49V50H90ZM94 49V48H93ZM114 49V48H113ZM148 49V48H147ZM150 49V48H149ZM166 49V51L167 52H164V50ZM26 50V49H25ZM47 50L49 51V49L47 48ZM68 50H70V49H68ZM74 50V49H73ZM78 50V49H77ZM82 50V49H81ZM44 51V50H43ZM42 51V52H43ZM65 51V50H64ZM63 51V52H64ZM70 51H72V50H70ZM76 51V50H75ZM95 51L93 50L92 51V53L91 54H87L86 56H83L82 55V57H81V59L82 58H85V59H89V56H93V55H95ZM126 51V52H125ZM152 51V50H151ZM154 51V50H153ZM32 52V51H31ZM30 52V53H31ZM66 52V51H65ZM77 52V51H76ZM86 52H88V51H86ZM85 52V53H86ZM94 52V53H93ZM147 52H149V51H147ZM29 53V54H30ZM44 53V52H43ZM49 53V52H48ZM50 53H51V51H50ZM54 53H56V52H54ZM78 53V52H77ZM80 53V52H79ZM81 53H82V51H81ZM88 53H90V52H88ZM109 53V52H108ZM114 53V52H113ZM116 53V52H115ZM114 53V54H115ZM124 53V54H123ZM136 53V52H135ZM139 53V52H138ZM142 53V54H143ZM45 54H46V52H45ZM45 54H44V56H45ZM63 54H65V53H63ZM62 54V55H63ZM70 54H72V53H70ZM107 54V53H106ZM118 54V53H117ZM137 54V53H136ZM135 54V55H136ZM141 54V55H142ZM146 54V53H145ZM145 54H143L142 56V58H143V60H144V55ZM25 55V54H24ZM43 55V54H42ZM73 55H74V53H73ZM81 55V54H80ZM79 55V56H80ZM112 55V54H111ZM130 55V54H129ZM132 55L134 56L133 58H135L136 59V57H135V55L132 53ZM170 55H168V56H170ZM44 56H42V57H44ZM77 56V55H76ZM110 56V55H109ZM167 56V57H168ZM41 57V58H42ZM88 57V58H87ZM111 57V56H110ZM130 57V56H129ZM137 57H139V55H137ZM166 57V58H167ZM59 58V57H58ZM101 58V59H102ZM161 57L159 56V59H160ZM166 58H164V60L166 59ZM15 59H16V57H15ZM31 59V58H30ZM39 59V58H38ZM98 59V60H99ZM103 59V60H104ZM123 59H125V58H123ZM129 60H130V58H128ZM127 59V60H128ZM131 59H132V56H131ZM157 58H155V60H156ZM83 60V59H82ZM81 60V61H82ZM103 60H100L101 62L103 61ZM111 60H113V55H112V57H111ZM111 60H110V62H111ZM126 60V62H128ZM142 60V61H143ZM164 60H163V62H164ZM168 60H165V61H168ZM194 60H196V61H194ZM13 61V60H12ZM50 61V60H49ZM48 61V62H49ZM57 61V60H56ZM84 61V60H83ZM91 61V60H90ZM114 61V60H113ZM117 61V60H116ZM132 61V60H131ZM131 61H130V63H131ZM135 61V60H134ZM133 61V63H135ZM137 61H139V60H137ZM146 61H144V64L146 63ZM225 61V63H222V62H224ZM254 61H256V66H254L253 64L254 63H252V62H254ZM33 62V61H32ZM105 63H106V61H104ZM103 62V63H104ZM109 62V61H108ZM119 62H121V61H119ZM152 62L153 61H151L150 62V64H152ZM157 63H158V61H156ZM156 62H154L155 64H156ZM170 62V61H169ZM196 62V63H195ZM206 62V63H205ZM18 63V62H17ZM60 63V62H59ZM62 63V62H61ZM82 63V62H81ZM87 62H84V64H86ZM118 63V62H117ZM116 63V64H117ZM129 63V62H128ZM125 64L126 65V67H127V65H129V64ZM152 64L151 66L153 67L155 64ZM168 62H166V65H168L167 64ZM171 63V62H170ZM2 64H4V63H2ZM29 64H31V63H29ZM33 64V63H32ZM101 63H99V65H100ZM114 64V63H113ZM115 64V65H116ZM132 64V63H131ZM136 64V63H135ZM138 64V63H137ZM139 64L140 65H142V63H140L139 62ZM165 64V63H164ZM163 64V65H164ZM177 63H175V65H176ZM194 64H192V65H194ZM202 64V65H201ZM204 64V65H203ZM34 65V64H33ZM32 65V66H33ZM43 65V64H42ZM125 65H124V62L122 63V65L121 66H124L125 67ZM140 65H138V66H140ZM148 65H149V63H148ZM160 65H161V63H160ZM160 65H159V67H160ZM166 65H164V66H166ZM249 65V66H248ZM254 67H253V66ZM3 65H0V67H2ZM30 66V65H29ZM28 66V67H29ZM31 66V67H32ZM70 66V65H69ZM68 66V67H69ZM103 66H104V64H103ZM138 66H137V68H138ZM146 66V67H145ZM145 68L147 69V64H145ZM185 67L186 68V70H187V68H189V67ZM236 66V67H237ZM22 67H24V66H22ZM27 67V68H28ZM117 67H118V65H117ZM119 67H120V65H119ZM124 67H121L120 69H122V68H124ZM130 67H131V65H130ZM133 67H136V66H134V64H133ZM142 67V66H141ZM140 67V68H141ZM144 67H143V69H144ZM150 67V66H149ZM158 67V66H157ZM158 67V68H159ZM171 67V66H170ZM201 67V68H202ZM219 67V66H218ZM222 67V68H223ZM231 67V66H230ZM229 67V68H230ZM32 68H34V67H32ZM31 68V69H32ZM52 68V67H51ZM50 68V69H51ZM115 68V67H114ZM127 68H129V67H127ZM126 68V69H127ZM153 68H155V71H157L156 70V65L153 67ZM161 68V67H160ZM159 68V69H160ZM163 68L164 67H162V70H163ZM167 68L168 69H164L165 71L166 70H169V67L167 66ZM222 68H220V70H219V72H221L222 70ZM235 68V67H234ZM234 68H231L232 70L234 69ZM238 68V69H239ZM11 69H12V66H11ZM25 69H26V67H25ZM56 69V68H55ZM76 69V68H75ZM136 69V68H135ZM142 69V68H141ZM177 69H179V68H177ZM176 69V70H177ZM180 69H183V68H180ZM225 69L223 70L224 72H225ZM231 69H230V72H229V70H228V72L231 74ZM14 70V69H13ZM17 70V69H16ZM22 70H24V69H22ZM28 70V69H27ZM48 70V69H47ZM78 70H79V68H78ZM85 70V69H84ZM83 70V71H84ZM87 70V69H86ZM85 70V71H86ZM110 70V69H109ZM112 70V69H111ZM124 69H122L121 71H123ZM139 70V69H138ZM145 70V69H144ZM148 70V69H147ZM147 70H146V72H147ZM149 70H151V69H149ZM161 70V69H160ZM160 70H158L157 71V74H159V73H161L160 74V76H162L163 75V73H162V71H160ZM163 70V71H164ZM171 70H173V69H171ZM175 70V69H174ZM213 70H215V69H213ZM212 70V71H213ZM217 70V71H218ZM28 71H30V69L28 70ZM28 71H26V72H28ZM75 71V70H74ZM84 71V72H85ZM126 71V70H125ZM154 71V70H153ZM222 71V72H223ZM235 71V73H236V71H238L237 73H239V70H234ZM244 71V72H243ZM34 72V71H33ZM47 72V71H46ZM54 72V71H53ZM60 72V71H59ZM63 72V71H62ZM61 72V73H62ZM69 72H71V71H69ZM76 72V71H75ZM80 72V71H79ZM87 72H89V70L87 71ZM86 72V73H87ZM91 72V71H90ZM95 72V71H94ZM114 72V71H113ZM127 72V71H126ZM140 72V71H139ZM149 72V71H148ZM159 72V73H158ZM175 72V71H174ZM180 72V71H179ZM187 72V71H186ZM193 72V71H192ZM214 72V71H213ZM222 72H221V74H222ZM227 71L225 72V73H228ZM3 73V72H2ZM1 73V74H2ZM93 73V72H92ZM98 73H99V70H98ZM101 74H102V71L100 72ZM99 73V74H100ZM105 73V72H104ZM140 73H142V72H140ZM178 73V71H176V74ZM188 73V72H187ZM190 73V72H189ZM211 73V72H210ZM218 73V72H217ZM222 74L223 76H226V79H228V80H222V81H230V77H227V76H229V75H226V74ZM234 73V72H233ZM232 73V74H233ZM236 73V74H237ZM26 74V73H25ZM27 74H29V73H27ZM79 74H81L82 75V77H83V74L80 72ZM79 74H78V76H79ZM96 74V73H95ZM107 74V73H106ZM111 74H113V73H111ZM121 74H122V72H121ZM148 74H150L151 75V71H150V73H147V75ZM154 74V73H153ZM169 74H170V70H169ZM182 74V73H181ZM186 74V73H185ZM194 77H193V79L195 78V75H197V74H195V73H191ZM198 74H200V73H198ZM209 75L208 73H205V75H203V76H205V77H207V75ZM220 74V73H219ZM236 74L234 75V76H236ZM30 75V74H29ZM86 77L88 76V75H86V74H84ZM145 75H146V73H145ZM165 75V74H164ZM163 75V76H164ZM167 75V74H166ZM171 75H173V74H171ZM10 76V75H9ZM97 76V75H96ZM112 76V75H111ZM155 76V75H154ZM159 76V75H158ZM182 76H184V75H182ZM189 76H190V74H189ZM188 76V77H189ZM198 77L200 76L201 78H203V83L205 84V86L206 87H204V84H203V86L201 85L202 83H200V84H198L197 86L198 87H200L201 86V89H200V92L202 91V88L204 89V88H207V86L208 85H206V83L204 82V78L205 77H203V76H201V75H197ZM211 76V75H210ZM231 76H233V75H231ZM239 76H237L236 78H235V84L238 82V80L236 81V79L239 77ZM89 77V76H88ZM87 77V78H88ZM90 77H91V79H92V77L94 78L95 76H91L90 75ZM172 77V76H171ZM174 77L175 76H173V79H174ZM187 77V78H188ZM192 77V76H191ZM3 78V77H2ZM40 78V77H39ZM86 78V79H87ZM160 78V77H159ZM162 78V77H161ZM187 78H184V77H181V79H187ZM190 78V77H189ZM200 78V80L202 81V79ZM210 78V77H209ZM218 78H222V77H218ZM217 78V79H218ZM233 78V77H232ZM12 79V78H11ZM34 79H36V78H34ZM84 79V78H83ZM85 79V80H86ZM91 79L89 80V79H87L88 81H91ZM165 79V78H164ZM170 80H171V78H169ZM172 79V80H173ZM175 79H177L178 80V78H176L175 77ZM190 79H192V78H190ZM197 78H195V80H196ZM87 80H86V82H87ZM96 80V79H95ZM94 80V81H95ZM103 80V79H102ZM166 80H168L167 78H166ZM172 80L171 81H168L167 82V84L168 83H171L172 82ZM177 80H175V82L177 83ZM195 80H190L191 81V83L193 82V81H195ZM200 80H196V82L197 81H200ZM206 80V79H205ZM208 80V79H207ZM206 80V81H207ZM239 80H241V81H243L242 79H240V77H239ZM80 81V80H79ZM93 80H92V82L93 83H95V85H96V81L94 82ZM101 81V79L99 80V82ZM105 81V80H104ZM159 81V80H158ZM161 81V80H160ZM164 81V80H163ZM162 81V82H163ZM184 81V80H183ZM218 82L217 84H219V83H223V82ZM5 82H7V81H5ZM32 82V81H31ZM30 82V83H31ZM85 82V83H86ZM161 82V83H162ZM166 82V81H165ZM174 82V83H175ZM231 82H232V79H231ZM230 82V83H231ZM240 82V81H239ZM238 82V83H239ZM244 82V83H243ZM243 82H240V84L242 83V85H244V84H247V83H245V81H243ZM248 82V83H249ZM47 83V82H46ZM78 83V82H77ZM80 83H81V81H80ZM89 83V82H88ZM102 83H104V82H101V84ZM114 83V82H113ZM173 83V82H172ZM179 83H181V86H182V84L183 83H185V81L184 82H179ZM190 83V84H191ZM193 83H195V82H193ZM192 83V85H194ZM226 83L227 82H225V84L224 85H226ZM229 83V82H228ZM237 83V85L238 86H241L242 87V85H240V84H238ZM250 83V86L252 85ZM81 84H83V82L81 83ZM164 84V83H163ZM166 84V85H167ZM185 84H187V82L185 83ZM196 84V83H195ZM217 84H216V86H217ZM232 84L234 85V83L232 82ZM2 85V84H1ZM30 85V84H29ZM45 85V84H44ZM175 85H177V84H175ZM223 85V86H224ZM228 86H229V84H227ZM9 87H8V89H10V87L11 86H16V87H18L17 85H16V82H11L9 85H8ZM39 86V85H38ZM71 86V85H70ZM77 86V85H76ZM93 86V85H92ZM92 86L91 87H88V88H92ZM99 86V85H98ZM104 86H105V84H104ZM103 86V87H104ZM168 86V85H167ZM165 86L166 88H167V90H169L168 89V87H171V86H173V85H171L170 84V86ZM179 86V85H178ZM186 86V85H185ZM195 86V85H194ZM215 86V85H214ZM219 86V85H218ZM217 86V87H218ZM222 86V85H221ZM234 86H236V85H234ZM233 86V87H234ZM238 86H237V88H238ZM249 87V84L248 85H244V87ZM257 86V88H259L260 89V86L259 85H256ZM256 86H251V87H253L254 88V91H255V89H256ZM259 86V87H258ZM21 87V86H20ZM42 87H43V85H42ZM54 87V86H53ZM158 87H159V85H158ZM157 87V88H158ZM161 88L162 87H164V86H160ZM176 87V86H175ZM180 87V86H179ZM198 87H197V89H198ZM211 87V86H210ZM227 87V86H226ZM250 87V88H251ZM264 87V86H263ZM262 87V88H263ZM7 88V87H6ZM13 88V87H12ZM84 88V87H83ZM83 88H81L80 87V89H83ZM86 88V87H85ZM84 88V89H85ZM87 88V89H88ZM94 89L95 88H97V86L96 87H93ZM102 89V87H99V89ZM105 88V87H104ZM103 88V89H104ZM172 88V87H171ZM177 88V87H176ZM185 87H184V85H183V87H182V90L184 89ZM219 88H220V86H219ZM223 88V87H222ZM228 88V87H227ZM237 88H235V89H232L231 91H232V93L234 92L233 90H238L239 92H240V90H241V88L239 87V89H237ZM250 88H248L249 90H250ZM253 88H251L252 90H253ZM7 89V90H8ZM13 89H15V88H13ZM19 89V88H18ZM36 89V88H35ZM83 89V90H84ZM93 89V91H95L96 92V90H94ZM102 89V90H103ZM163 89V88H162ZM187 89V88H186ZM194 89V88H193ZM208 89V88H207ZM211 88H209L208 90H210ZM223 89H226V88H223ZM228 89H230V88H228ZM247 89V90H248ZM16 90V89H15ZM46 90V89H45ZM82 90V91H83ZM86 90V89H85ZM85 90L83 91L84 92V95L86 94V92H85ZM99 90V91H101L102 92V94L104 93L103 91L105 90ZM157 90V89H156ZM161 90V89H160ZM159 90V88H158V91H160ZM177 90V89H176ZM195 90V89H194ZM212 90H215V89H212ZM249 90L247 91V95L250 93V95L248 96V98L251 96V92H249ZM17 91V90H16ZM38 91V90H37ZM48 91H50V90H48ZM81 91V90H80ZM81 91V92H82ZM87 91V90H86ZM91 90H89V92H90ZM93 91H91V92H93ZM98 91V92H99ZM187 91V90H186ZM203 91H205V92H207L206 91V89L205 90H203ZM216 91V90H215ZM222 92H223V90H221ZM244 92L246 91V90H243ZM242 90H241V92H243ZM257 91H259V90H256V92ZM9 92H11V91H9ZM9 92H5V93H9ZM39 92V91H38ZM44 92V91H43ZM42 91H41V93H43ZM47 92V91H46ZM52 92V91H51ZM51 92H49V93H51ZM58 92V91H57ZM80 92V93H81ZM88 92V94L89 95H92V93H89ZM105 92H107L106 90H105ZM110 92V91H109ZM172 92H173V90H172ZM188 92L189 91H187V92H185L187 95H188ZM191 92H192V90H191ZM191 92L189 93V95L191 94ZM198 93H200L199 91H197ZM221 92V93H222ZM229 93H230V91H228ZM227 92V93H228ZM238 92V93H239ZM249 92V93H248ZM5 93L3 94V95H5ZM20 93V92H19ZM40 93V92H39ZM40 93V94H41ZM53 93V92H52ZM56 93V92H55ZM97 93V92H96ZM156 93V92H155ZM160 93H161V91H160ZM163 93V92H162ZM174 93V92H173ZM179 93V92H178ZM202 93L203 92H201V94H200V96H197L196 97V99L198 98V100L200 99H202ZM210 93L213 95V93H214V91H213V93H212V91L210 90V92L208 93L209 95H210ZM220 92H219V94H221ZM225 93V92H224ZM237 93V92H236ZM235 93V94H236ZM246 93V92H245ZM254 93V92H253ZM261 91L260 92H258V93H256L257 95H261ZM264 93V92H263ZM262 93V94H263ZM70 94V93H69ZM85 95L86 96V98H88V97H90L89 95ZM95 94V93H94ZM94 94H93V97H94ZM104 94H106V93H104ZM145 94V93H144ZM164 95H161V96H163V97H165V94L167 95V98H170L171 97V94H170V97H168V94L167 93H163ZM177 94V93H176ZM186 94H182V96L184 95V98L186 97L185 95ZM205 94L206 93H204V96H205ZM207 94V95H208ZM234 94V95H235ZM243 94V93H242ZM241 94V95H242ZM8 95V94H7ZM6 95V96H7ZM60 95V94H59ZM99 95V94H98ZM97 95V97H98V100L101 102L100 104H102V100H100V98H99V96ZM149 95V94H148ZM160 95V94H159ZM178 95H180L181 96V94H178ZM177 95V96H178ZM188 95V96H189ZM193 96H194V94H192ZM199 95V94H198ZM202 95V96H201ZM208 95V96H209ZM215 96H216V92H215V94H214ZM213 95V96H214ZM218 95V94H217ZM225 96H226V94H224ZM223 95V96H224ZM233 95V94H232ZM255 94H253L251 97H253ZM16 96V95H15ZM53 96V95H52ZM88 96V97H87ZM100 96H101V94H100ZM104 96H106V95H104ZM145 96V95H144ZM176 96V95H175ZM188 96H187V98H188ZM196 96V95H195ZM221 96V95H220ZM231 95L229 94V98H231L230 97ZM242 96H244V95H242ZM2 97V96H1ZM41 97V95L39 96V95H36V97L35 98H31V102H34V101H40L39 99H41L40 98ZM84 97V96H83ZM93 97H91V99H93ZM97 97L95 96L94 98L95 99H97ZM101 97H103V95L101 96ZM190 97V96H189ZM210 97H212V96H210ZM209 97V98H210ZM227 97H228V95H227ZM227 97H225V98H227ZM233 97V96H232ZM236 97V96H235ZM245 97H247L246 95H245ZM258 97V96H257ZM256 97V95L252 98L253 99V101L257 98ZM261 97V96H260ZM29 98V97H28ZM85 98V99H86ZM104 98H106V97H104ZM143 98V97H142ZM162 98V97H161ZM161 98H160V100H161ZM172 98V97H171ZM183 97H182V99H184ZM191 98V97H190ZM190 98H189V100H190ZM194 98V97H193ZM204 98H206L205 100L206 101H208V103H209V101L210 100H208L207 99V96H205V97H203V99ZM218 100L217 101H215V102H221V101H219V100H221L223 97H221V99H219L220 97H219V95H218ZM228 98V99H229ZM234 98V97H233ZM239 97H237L236 99H238ZM54 99V98H53ZM90 99V98H89ZM103 99V98H102ZM119 98H117V100H118ZM162 99H164V98H162ZM174 99H179V98H175L174 97ZM195 99V98H194ZM194 99H192L191 98V101H190V103L192 102V104L194 103L192 100H194ZM195 99V100H196ZM211 99V101H212V98H210ZM214 100L216 99V98H213ZM227 99V100H228ZM232 99V98H231ZM231 99H229V101H231ZM236 99L235 100H233V102L235 101L236 102ZM241 99V98H240ZM240 99H238L239 100V102H242V100H240ZM55 100V99H54ZM130 100V99H129ZM143 100V99H142ZM166 99H164V101H165ZM189 100L187 101V99L186 100H184V101H187L188 102V105H190L189 104ZM213 100V101H214ZM223 100V99H222ZM226 100V101H227ZM249 100V99H248ZM248 100L247 101H245L244 100V105H248V103H246V102H248ZM16 101V100H15ZM25 101V100H24ZM93 101H95V100H93ZM122 101V100H121ZM119 102L120 104L122 103V102ZM145 101V100H144ZM162 101V100H161ZM166 101H169V100H166ZM171 101V100H170ZM174 101V100H173ZM180 101V100H179ZM182 101V100H181ZM184 101H182L183 103H184ZM204 101V100H203ZM206 101H204V102H206ZM211 102V103H213V105H214V103L215 102ZM253 101H252V103H253ZM259 101H261V100H259ZM257 99L255 100V102L258 104V102H259ZM27 102V101H26ZM48 102V101H47ZM154 102H155V100H154ZM157 103L159 102L158 100L156 101ZM155 102V104H157ZM177 102H178V100H177ZM202 102V101H201ZM225 102V99H224V101L223 102H221V103H224ZM232 102V101H231ZM231 102H228V103H231ZM254 102V103H255ZM264 102V101H263ZM262 102V103H263ZM28 103V102H27ZM92 103V102H91ZM96 103H98L97 101L95 102V104ZM136 103V102H135ZM161 102H159V104H160ZM164 103V102H163ZM166 103V102H165ZM173 103V102H172ZM179 103H181V102H179ZM182 103V104H183ZM196 103H198V102H195L194 104H196ZM211 103H209L208 105L210 106L211 105ZM238 103V102H237ZM246 103V104H245ZM251 102H250V104H252ZM19 104V103H18ZM21 104V103H20ZM19 104V106H21ZM93 104V103H92ZM99 104V103H98ZM104 104H105V100H104ZM124 104H125V102H124ZM124 104L123 105H121V108H120V106L118 107V108H120V109H122V108H124L125 106H124ZM131 104V103H130ZM145 104H146V102H145ZM153 104V103H152ZM167 104V103H166ZM169 104H170V102H169ZM169 104H167V105H169ZM174 104H177L176 103V101L174 102ZM173 104V108L175 109V105ZM182 104H177V105H179V106H181ZM185 104V103H184ZM199 104H200V102H199ZM198 104V105H199ZM206 104V103H205ZM233 104H235V103H233ZM239 104H241V103H239ZM243 104V103H242ZM241 104V105H242ZM15 105V104H14ZM16 105H17V103H16ZM14 106V107H17V106ZM41 105V104H40ZM45 105V104H44ZM94 105V104H93ZM106 105V104H105ZM125 105H127V103L125 104ZM134 105V104H133ZM133 105H130V106H132L133 107ZM135 105H137V104H135ZM141 105V104H140ZM144 105V104H143ZM171 105V104H170ZM170 105L168 106V108L170 107ZM198 105H194V106H192V107H194V109H196V107H198ZM201 105H203V107H204V104H202L201 103ZM207 105V104H206ZM207 105V106H208ZM215 105H217V104H215ZM228 104H227V102H226V105L224 104V106L226 107ZM231 106H232V104H230ZM246 105V106H247ZM253 105H255V104H253ZM252 105V106H253ZM4 106V105H3ZM23 106H25V105H23ZM46 106H48V105H46ZM45 106V107H46ZM57 106H58V104H57ZM56 106V107H57ZM97 106V105H96ZM103 106V105H102ZM123 106V107H122ZM129 108H130V106H129V102H128V105H127ZM126 106V107H127ZM137 106H139V105H137ZM142 106V105H141ZM207 106H205L206 108H207ZM212 106V105H211ZM219 106H220V104H219ZM222 106H223V104H222ZM235 106V105H234ZM234 106H232L233 108H239L240 106L238 105L237 106V104H236V107H234ZM246 106L245 107H243V106H241L240 107V110H241V108H246ZM13 107V108H14ZM28 107V106H27ZM26 107V108H27ZM42 107V106H41ZM44 107V106H43ZM107 107V106H106ZM105 107V108H106ZM160 107V106H159ZM158 107V108H159ZM167 107V106H166ZM181 107H183V108H185V110H187V108H190V109H192V107L190 106H181ZM202 107V106H201ZM200 106L198 107V108H201ZM204 107V108H205ZM214 106H212V108H213ZM216 107V106H215ZM218 107V106H217ZM248 107V106H247ZM102 108V107H101ZM105 108H104V110H105ZM114 108V107H113ZM128 108V109H129ZM139 108V107H138ZM171 108V107H170ZM197 108V109H198ZM204 108H203V110H204ZM205 108V109H206ZM220 108V107H219ZM219 108H216V109H219ZM233 108H231L233 111H234V113L236 112V111H238V110H234ZM12 109V108H11ZM11 109H9V110H11ZM117 109V108H116ZM128 109H126L125 110V108H124V110L125 111H127ZM135 109L137 110V108H136V106H135ZM178 109H180V108H178ZM196 109V110H197ZM210 109H211V107H210ZM222 109V108H221ZM226 109H228V107L226 108ZM230 109V108H229ZM8 110V111H9ZM15 110V108L13 109V111ZM68 110V109H67ZM71 110H72V108H71ZM129 110H131V109H129ZM160 110V109H159ZM171 110H172V108H171ZM175 110H177V109H175ZM182 110V111H181ZM181 110H179V111H181V112H183L184 113V111H183V109L181 108ZM189 110V109H188ZM196 110H195V112H196ZM200 110V109H199ZM208 110H209V108H208ZM214 110V109H213ZM213 110H209L210 112L211 111H213ZM223 110H225L224 108H223ZM223 110H221V111H223ZM243 111L245 110L246 111V109H242ZM247 110H249V108H247ZM5 111H7V110H5ZM21 111V110H20ZM55 111H57V110H55ZM66 111V110H65ZM112 111V110H111ZM118 111H119V109H118ZM120 111H122V110H120ZM125 111H122V112H124L123 113V115L126 113ZM132 112H133V109L131 110ZM140 111H141V108H140ZM153 111V110H152ZM156 111V110H155ZM174 111V110H173ZM179 111H177V112H179ZM198 111V110H197ZM202 111V110H201ZM206 111H207V109H206ZM219 111V110H218ZM226 111V110H225ZM225 111H223L224 113H226V115H227V113H228V115L226 116L227 118H223V120L224 121H222V122H228V121H232V124H233V120H237L238 121V119H231V120H229L228 118H229V113H232V115H230V117H234V115H233V112L231 111H229V110H227V112H225ZM11 112V111H10ZM51 112V111H50ZM134 112H136V111H134ZM133 112V113H134ZM157 112V111H156ZM160 112V111H159ZM167 112V111H166ZM176 112V111H175ZM190 112V111H189ZM189 112H187V113H189ZM208 112V111H207ZM213 112H215V111H213ZM220 112V111H219ZM222 112V113H223ZM241 111H239V113H240ZM52 113V112H51ZM121 113V112H120ZM133 113L132 114H129L130 116L132 115L133 116ZM138 113V114H137ZM137 113H135V114H137V115H139V110L137 111ZM180 113V112H179ZM183 113H182V115H183ZM187 113H186V116L185 117H187ZM197 113H199V112H197ZM196 113V114H197ZM217 113V112H216ZM251 113V112H250ZM252 113H256L257 114V112H255V110L252 112ZM67 114H68V111H67ZM117 114V113H116ZM146 114V113H145ZM157 114V113H156ZM161 114V113H160ZM202 114H203V111H202ZM207 114V113H206ZM237 114H238V112H237ZM256 114H254V116L253 115H251V116H253V118H254V120L257 122V123H259V121L260 120H256V118L257 117H255V115ZM56 115V114H55ZM63 115V114H62ZM119 115H121V114H119ZM128 116V114H125V116ZM137 115H135V116H137ZM158 115V114H157ZM165 115V114H164ZM177 115V114H176ZM181 115V116H182ZM195 115V114H194ZM199 115V117H200V114H198ZM261 115V114H260ZM259 115V116H260ZM135 116H133V119H131L129 116V118L131 119L130 120V122L132 121V120H134L135 121ZM154 116V115H153ZM153 116H152V118H153ZM166 116V115H165ZM180 116V115H179ZM180 116V117H181ZM184 116V115H183ZM183 116H182V118H183ZM191 116V115H190ZM201 116H204V114L203 115H201ZM258 116V115H257ZM57 117V116H56ZM77 117V116H76ZM161 117V116H160ZM172 117V116H171ZM173 117H175V116H173ZM178 117V116H177ZM179 117V119H181ZM194 117V116H193ZM213 117H215V115L213 116ZM222 117H223V115H222ZM236 117H238V115L236 116L235 115V117L234 118H236ZM242 117V116H241ZM52 118V117H51ZM50 118V119H51ZM126 118V117H125ZM128 118V119H129ZM155 118V117H154ZM203 117H201V119H202ZM252 118V117H251ZM250 118V119H251ZM252 118V119H253ZM6 119V118H5ZM157 119V118H156ZM167 119H169V118H167ZM173 119V118H172ZM185 119V118H184ZM197 119V118H196ZM216 119V118H215ZM251 119V120H252ZM257 119H259V118H257ZM49 120V119H48ZM85 120V119H84ZM125 120H127V118L125 119ZM154 120V119H153ZM182 120V119H181ZM180 120V121H181ZM204 120V119H203ZM220 120V119H219ZM222 120V119H221ZM128 121V120H127ZM126 121V122H127ZM177 121H178V119H177ZM177 121H176V123H177ZM236 121V122H237ZM250 121V120H249ZM249 121H247L248 123H249ZM133 122V121H132ZM131 122V123H132ZM149 122V121H148ZM148 122H146L147 124H148ZM151 122H153V121H151ZM189 122V121H188ZM240 121H238V123H239ZM244 122V121H243ZM250 122H254V121H250ZM128 123V122H127ZM126 123V124H127ZM135 123V122H134ZM153 123H155V122H153ZM182 123V122H181ZM204 123V122H203ZM206 123V122H205ZM47 124V123H46ZM141 124V123H140ZM171 124H173V122L171 123ZM179 124V123H178ZM199 124V123H198ZM216 124L217 123H215V126H216ZM232 124L230 123L229 125H231L232 126ZM244 124V123H243ZM247 124V123H246ZM43 125V124H42ZM145 125V124H144ZM174 125V124H173ZM218 125V124H217ZM220 125V124H219ZM218 125V126H219ZM234 125L235 124H233V127H232V129L234 128ZM238 125V124H237ZM79 126H81V125H79ZM137 126V125H136ZM147 126V125H146ZM172 126V125H171ZM230 126V127H231ZM236 126V125H235ZM239 126V125H238ZM245 126H247V125H245ZM83 127V126H82ZM129 127V126H128ZM135 127V126H134ZM243 127H244V125H243ZM255 127V126H254ZM264 127V126H263ZM144 128V127H143ZM198 128V127H197ZM236 128V127H235ZM239 128V127H238ZM248 128H250V127H248ZM129 129V128H128ZM132 129V128H131ZM142 129V128H141ZM154 129H156V128H154ZM207 129H210V128H207ZM216 129V128H215ZM232 129H231V131H232ZM247 129V128H246ZM246 129H244V130H246ZM251 129V128H250ZM186 130H188V129H186ZM211 130H213V128H211ZM217 130V129H216ZM216 130H214V131H216ZM236 130V129H235ZM234 129H233V132L235 131ZM240 130V129H239ZM243 130V129H242ZM242 130H240V131H238V132H240L241 133V131ZM243 130V131H244ZM249 130V129H248ZM253 131H254V128L252 129ZM252 130L250 131H248V133H250V134H256V135H259L258 133H255V131H254V133L252 132ZM118 131V130H117ZM258 131V130H257ZM260 131H262V130H260ZM120 132V131H119ZM152 132H154L153 131V128H152ZM157 132V131H156ZM206 132H207V130H206ZM209 133L211 132L210 130L208 131ZM207 132V133H208ZM246 132H247V130L245 131V133L244 134H246ZM252 132V133H251ZM148 133V132H147ZM204 133H205V131H204ZM212 133V132H211ZM214 133V132H213ZM220 133V132H219ZM243 133V132H242ZM247 133V134H248ZM48 134V133H47ZM140 134V133H139ZM159 134V133H158ZM206 134V133H205ZM217 134V133H216ZM231 134V133H230ZM236 134V133H235ZM246 134V135H247ZM23 135V134H22ZM21 135V136H22ZM210 136H211V134H209ZM213 135H215V134H213ZM220 135V134H219ZM251 135V136H252ZM26 137V139H25V141L27 140V139H29L30 137H29V135H25ZM50 136V135H49ZM207 136V135H206ZM209 136V138H211ZM233 136V135H232ZM231 136V137H232ZM249 136V135H248ZM250 136V137H251ZM262 136H263V134H262ZM261 136V137H262ZM11 137V136H10ZM19 137H20V135H19ZM45 137H47V136H45ZM149 137H150V135H149ZM254 137H256L255 135H254ZM261 137H259V138H261ZM14 138V137H13ZM22 138H24V135H23V137H21V139ZM33 138V137H32ZM38 138V137H37ZM59 138V137H58ZM208 138V137H207ZM235 138V137H234ZM253 138V136L251 137V139ZM258 138V139H259ZM44 140L46 139V138H43ZM244 139H246L245 137H244ZM244 139H243V142H244ZM13 140V139H12ZM20 140V139H19ZM36 140V139H35ZM38 140V139H37ZM43 140V141H44ZM52 140H54V139H52ZM248 140H250V139H248ZM255 140H256V138H255ZM262 140V139H261ZM260 140V141H261ZM264 140V139H263ZM39 141V140H38ZM41 141H42V139H41ZM50 141V140H49ZM229 141V140H228ZM227 141V142H228ZM230 141H231V139H230ZM251 141V140H250ZM254 141V140H253ZM258 142H259V140H257ZM22 142H23V140H22ZM21 142V143H22ZM62 142V141H61ZM242 142V143H243ZM249 141H247L246 143H248ZM255 142V144L257 143L256 141H254ZM19 143H20V141H19ZM41 143V142H40ZM229 144H230V142H228ZM235 143V142H234ZM245 143V144H246ZM253 142H251V144H252ZM17 144V143H16ZM23 144V143H22ZM22 144H20V145H22ZM227 144V143H226ZM250 144V143H249ZM254 144V143H253ZM47 145H48V140H47ZM221 145V144H220ZM258 145V144H257ZM19 146V145H18ZM45 146V145H44ZM44 146L42 145V149H43V151H44ZM224 146V145H223ZM227 146V145H226ZM229 146V145H228ZM242 146V145H241ZM249 146V145H248ZM253 146V145H252ZM255 146V145H254ZM261 146V145H260ZM22 147V146H21ZM63 147V146H62ZM65 147V146H64ZM257 147V146H256ZM60 148V147H59ZM66 148V147H65ZM73 148V147H72ZM228 148V147H227ZM13 149V148H12ZM39 149V148H38ZM42 149H40V150H42ZM61 149V148H60ZM79 149V148H78ZM45 150H47V149H45ZM57 150V149H56ZM61 150H63V149H61ZM82 150V149H81ZM36 151V150H35ZM43 151H42V153H43ZM66 151V150H65ZM26 152V151H25ZM28 152V151H27ZM31 152V151H30ZM33 152V151H32ZM38 152H40V151H38ZM48 152V151H47ZM58 152V151H57ZM69 152V151H68ZM67 152V153H68ZM71 152V151H70ZM69 152V153H70ZM22 153L24 154V152L22 151ZM29 153V152H28ZM41 153V154H42ZM54 154L56 153V151L55 152H53ZM65 154H66V152H64ZM73 153V152H72ZM23 154H21V155H23ZM27 154V153H26ZM34 154V153H33ZM47 154V153H46ZM59 154V153H58ZM21 155H20V157H21ZM28 156H29V154H27ZM26 155V156H27ZM50 155V154H49ZM56 155V154H55ZM60 155V154H59ZM67 155V154H66ZM167 155V154H166ZM25 156V157H26ZM34 156H36V154H34ZM39 156H41V155H39ZM43 156V158L46 156H44V154L42 155ZM42 156L41 157H39V158H41L42 159ZM57 156V155H56ZM68 156V155H67ZM67 156H64V157H67ZM72 156V155H71ZM32 157V156H31ZM37 157V156H36ZM70 157V156H69ZM168 157V156H167ZM170 157V156H169ZM23 158V157H22ZM83 158V157H82ZM15 159H19V156H18V158H15ZM14 159V160H15ZM47 159V158H46ZM46 159H45V161H46ZM59 159V158H58ZM65 159V158H64ZM67 159V158H66ZM169 159V158H168ZM13 160V161H14ZM34 160V159H33ZM75 160V159H74ZM149 160V159H148ZM11 161V160H10ZM22 161V160H21ZM41 161H44V159L43 160H41ZM48 161V160H47ZM80 161V160H79ZM84 161V160H83ZM20 162V161H19ZM32 163H33V161H31ZM85 162V161H84ZM150 162V161H149ZM159 162V161H158ZM16 164L18 163V161H16L15 162ZM23 163V162H22ZM47 163V162H46ZM49 163H50V161H49ZM58 163H60V162H58ZM62 163V162H61ZM65 163V162H64ZM78 163H80V162H78ZM87 163V162H86ZM14 164V163H13ZM16 164H15V166H16ZM31 164V163H30ZM45 164V163H44ZM90 164V163H89ZM148 164V163H147ZM9 165H11V164H9ZM40 161H39V159L38 160H36V161H34V164H33V166H32V164H31V166H32V168L30 169L29 168V170H27L28 172L30 171V172H32L33 171V174L35 175V176H37L34 172H37L36 171V169L38 170V168H40ZM53 165V164H52ZM59 165H61V164H59ZM58 165V166H59ZM64 165V164H63ZM69 165V164H68ZM18 166H20V164H18ZM17 166V167H18ZM22 166V165H21ZM42 166H43V162H42ZM62 166V165H61ZM65 166V165H64ZM72 166V165H71ZM84 166V165H83ZM163 166H165V164L163 165ZM172 166V165H171ZM5 168H6V166H4ZM16 167V168H17ZM24 167H25V164H24ZM57 167V166H56ZM63 167V166H62ZM75 167V166H74ZM158 167V166H157ZM4 168V170H7V172H8V169H5ZM12 168H13V166H12ZM15 168V167H14ZM19 168V167H18ZM41 168H43V167H41ZM51 168L53 169V170H55L56 171V169L55 168H53L52 166H51ZM51 168H49L50 170V172H52L51 171ZM68 168V167H67ZM66 168V170H68ZM76 168V167H75ZM163 168V167H162ZM169 168V167H168ZM11 169V168H10ZM23 169V168H22ZM25 169V168H24ZM24 169H23V171H24ZM27 169H28V167H27ZM44 169H47V166H46V168H44ZM71 169H73V168H71ZM71 169H69V170H71ZM78 169V168H77ZM80 169V168H79ZM84 169V168H83ZM88 169V168H87ZM90 169H92V168H90ZM12 170V169H11ZM14 170V169H13ZM32 170V171H31ZM40 170V169H39ZM39 170H38V172H39ZM48 170V169H47ZM65 170V169H64ZM65 170V171H66ZM74 170V169H73ZM3 171V170H2ZM26 171V170H25ZM42 171H44V170H41V172ZM46 171V170H45ZM44 171V172H45ZM59 171V170H58ZM72 171V170H71ZM75 172H76V170H74ZM80 171H81V169H80ZM84 171V170H83ZM5 172V171H4ZM60 172V171H59ZM62 172V171H61ZM89 172V171H88ZM1 173V172H0ZM26 174H27V172H25ZM62 173H64V172H62ZM66 173V172H65ZM93 173V172H92ZM30 174V173H29ZM41 174V173H40ZM61 174V173H60ZM67 174H68V171H67ZM76 174V173H75ZM86 174V173H85ZM34 175H32L31 176V179H32V182L31 183H33V185L32 186H34V187H32V189L34 188L35 190H38L39 188H41L42 189V187H39L38 185H40V180L38 179V178H35V177H33ZM41 175H43V174H41ZM52 175H54V174H52ZM64 176H65V174H63ZM73 176H74V174H72ZM2 176V175H1ZM5 176V175H4ZM23 176V175H22ZM25 176V175H24ZM30 176V175H29ZM40 176V175H39ZM38 176V177H39ZM46 176V175H45ZM48 176V175H47ZM62 176V175H61ZM76 176V175H75ZM19 177H21V175L19 176ZM27 177H28V175H27ZM51 177H53V176H51ZM66 177V176H65ZM65 177H64V180H66L65 179ZM77 177V176H76ZM80 177V176H79ZM84 177V176H83ZM16 178V177H15ZM40 178V177H39ZM61 178V177H60ZM70 178V177H69ZM69 178H67V180L68 181H70V179ZM1 179V178H0ZM6 179V178H5ZM12 179V178H11ZM20 179V178H19ZM24 179H25V177H24ZM30 178H29V180H31ZM58 179V178H57ZM57 179H56V181H57ZM63 179V178H62ZM18 180V179H17ZM17 180H16V182L15 183H17ZM22 180V179H21ZM25 180H27V179H25ZM23 181V182H26V181ZM59 180V179H58ZM66 180V181H67ZM73 180V179H72ZM71 180V181H72ZM82 180V179H81ZM0 181H2V180H0ZM3 181H5L4 179H3ZM15 181V180H14ZM44 181V180H43ZM43 181H42V183H43ZM46 181V180H45ZM47 181H50V180H47ZM52 181V180H51ZM78 181V180H77ZM76 181V182H77ZM75 182V181H74ZM75 182V183H76ZM79 182V181H78ZM1 183V182H0ZM4 183V182H3ZM27 183V182H26ZM66 183V182H65ZM68 183V182H67ZM72 183V182H71ZM5 184V183H4ZM19 184H23L22 182H19ZM29 184V183H28ZM51 184H54V183H50V185H49V182H48V184L47 185H49V186H51ZM59 184V183H58ZM77 184V183H76ZM84 184V183H83ZM24 185V184H23ZM31 185V184H30ZM35 185H36V187H35ZM46 185V184H45ZM44 185V186H45ZM47 185H46V187H47ZM0 186H1V184H0ZM3 186V185H2ZM8 186V185H7ZM15 186L16 185H13V183H10L9 184V186L7 187V190H4L5 192L3 193V196H4V198H2V199H0V264H38V263H36L35 261H34V259H33V257H32V255H33V253L31 252L32 250L30 249V246H29V241H28V239L27 238H22V236L20 235V232L19 231H21V229H22V227H24L25 225H29V226H32L30 223H32L33 225H34V223H37L38 225H39V223H41V224H43V223H51V222H55V221H58V220H56V219H61V218H63V217H65V218H68V217H73V215H75L74 214V212L75 213H77L76 211H74V207H73V205H75L76 203H74L73 205H72V203L70 204V200H72V201H74L72 198H70V196L68 197V195H67V197L68 198H66L65 197V199L62 197V198H58V197H56V195H55V197L53 196V194L51 195L52 197L48 200V201H41V199H44V198H41L40 199V197L41 196H43L42 194H41V196L39 197V195L38 194H36V195H38V197H34V196H32V197H34V198H32L33 199V201H29L28 203H26L25 202V204L23 203V204H18V203H16V202H14L13 200H12V197H13V191L15 190ZM40 186H43L42 184L40 185ZM61 186H63V185H61ZM70 186V185H69ZM81 187H82V185H80ZM4 187H5V185H4ZM55 187H58L57 186V184H56V186ZM60 187V186H59ZM29 188V187H28ZM38 188V189H37ZM48 188V187H47ZM61 188V187H60ZM67 188V187H66ZM84 188V187H83ZM1 189V188H0ZM6 189V188H5ZM32 190V191H35V190ZM44 189V188H43ZM42 189V190H43ZM52 189V188H51ZM53 189H55V188H53ZM53 189H52V191H53ZM57 189V188H56ZM68 189V188H67ZM70 189V188H69ZM31 190V189H30ZM42 190H41V192H42ZM47 190H49V189H47ZM60 190V189H59ZM59 190H57V191H59ZM63 190H66V189H63ZM86 190V189H85ZM84 190V191H85ZM2 190H0V192H1ZM50 191V190H49ZM51 191V192H52ZM56 191V192H57ZM67 191V190H66ZM65 191V192H66ZM73 191H74V189H73ZM79 191H80V189H79ZM62 192V191H61ZM65 192H64V194H65ZM89 192H91V191H89ZM38 193H39V191H38ZM63 193V192H62ZM69 193V192H68ZM82 193H84V192H82ZM2 194V193H1ZM46 194V193H45ZM56 194V193H55ZM63 194V195H64ZM67 194V193H66ZM71 194H73V193H71ZM79 194L81 195V192H79ZM79 194H78V196H79ZM87 194V193H86ZM12 196V197H11ZM66 196V195H65ZM74 196V195H73ZM85 196V195H84ZM91 196H93L92 194H91ZM44 197V196H43ZM50 197V196H49ZM76 197V196H75ZM74 197V198H75ZM81 197H83V196H81ZM89 197V196H88ZM1 198V197H0ZM70 198V199H69ZM85 198V197H84ZM91 198V197H90ZM89 198V199H90ZM88 198H87V201L89 200ZM95 199V198H94ZM45 200V199H44ZM82 200H84V199H80L79 201H80V203L82 202L83 203V201ZM86 200V199H85ZM92 200H93V198H92ZM91 200V204H92V202H94V201H92ZM95 201H96V199H95ZM46 202H48L47 204H45ZM77 202V201H76ZM90 202V201H89ZM88 202V203H89ZM79 203V202H78ZM79 203V204H80ZM85 203H87V202H85ZM85 203H83V204H85ZM82 204V205H83ZM91 204L89 205V207L91 206ZM95 204V203H94ZM82 205L80 206H78L79 208H81L80 210H81V212H82ZM96 205H98V204H96ZM85 207H87L86 206V204L84 205ZM92 206H93V204H92ZM75 208H77V207H75ZM87 209V208H86ZM92 209H94L93 207H92ZM100 209V208H99ZM77 210V209H76ZM91 210V209H90ZM89 210V211H90ZM88 211V212H89ZM93 211H97L96 209H94ZM99 211V210H98ZM101 212V211H100ZM83 213V212H82ZM82 213H80V214H82ZM90 213L91 214H94L93 212H92V210L90 211ZM90 213H89V215H90ZM97 214H98V212H96ZM101 215H102V212L100 213ZM87 215V214H86ZM101 215H99L98 217H97V220H98V218L99 219H101V217L103 218V216H101ZM76 217H77V214L75 215ZM74 216V217H75ZM81 216V215H80ZM133 216V215H132ZM73 217V219H75L76 221H77V219H76V217L74 218ZM79 217V216H78ZM82 217V216H81ZM81 217H79V219L81 218ZM87 217V216H86ZM85 216H84V218H86ZM89 217V220L90 219H92V217H94V215L90 218V216H88ZM78 219V221H80ZM86 219H88V218H86ZM71 220V219H70ZM82 220V219H81ZM85 220V219H84ZM96 219L94 218V221H95ZM103 220H105V219H103ZM107 220V219H106ZM63 221H64V219H63ZM67 221V220H66ZM73 221V220H72ZM76 221H74V222H76ZM94 221L92 220V222L94 223ZM100 221V220H99ZM101 222V221H100ZM56 223V222H55ZM77 223H80V222H77ZM54 224V223H53ZM193 224V225H192ZM192 224H191V222H190V224H187L186 226H185V231H186V234H188V235H186L185 237H182V238H180V239H178L177 238V236H176V233H174L175 232V230H173L174 232V234H175V236L176 237H174L173 238V236L171 237L170 236V238H168V237H166V239L167 240H170V242L168 243V245H176L177 246V251H178V253H180V251H182L183 253H184V256H186L185 258H183V259H185V260H181V262H179L178 264H183V261H187V262H185V264H191V263H189V262H192L193 260H194V258L195 257H193L192 255H191V253L190 252H192L194 249L197 251L198 250V262L197 263H199V264H264V234H263V237H257V239H259L260 238V240H258V242H259V244L258 243H255L256 244V246H254L253 247V244L250 242V238H248L247 236H248V234H247V236H246V238L248 239V241L250 242V244L248 243V241L246 240V242H245V239H244V241H242L241 240V237H233V238H229L228 239V243H226L225 245L223 244V243H221V244H223V245H219V243H217L216 244V239H213L212 237L210 238V236H209V238H202V236H201V234L203 233V234H206L207 233V231H208V228H211V227H214V226H211L210 225V227H201V231L198 233V237H191V238H189L190 236H189V234L191 233V232H193V231H195L194 230V228L195 229H197L198 230V228L200 229V227H198V225L196 226V224L195 223H193L192 222ZM195 224V225H194ZM198 224V223H197ZM222 225H225V226H228V225H230L231 224V222L230 221H224V222H222L221 223ZM202 225V224H201ZM205 225V224H204ZM235 225V226H234ZM75 226V224H70V226H68V227H64L63 229H60V230H58V232H57V235H60L61 234V232H63L64 233V231H71L72 229H75L76 227H74ZM192 226V227H191ZM194 226H196V227H194ZM233 226L234 227H236L237 226V224H233ZM218 227V226H217ZM216 226H215V228L214 229H216L217 228ZM25 228V227H24ZM231 229H232V227H230ZM242 228V227H241ZM179 229V232H180V227L178 228ZM219 229H221V227H219ZM214 230L213 231V228H212V230H211V232L213 231V236L214 235H217V234H219V232L222 230ZM226 229V228H225ZM224 230V229H223ZM227 231H229V230H227ZM243 231V230H242ZM253 231V230H252ZM19 232V237H18V233ZM225 232V231H224ZM257 232V231H256ZM256 232H254V234L256 233ZM260 232V231H259ZM196 233V232H195ZM228 233V232H227ZM229 233H231V232H229ZM232 233H234V234H236L235 232H232ZM243 233V232H242ZM173 234V235H174ZM181 234V233H180ZM184 234V233H183ZM197 234V233H196ZM202 234V235H203ZM224 234V233H223ZM223 234H221V235H223ZM239 235H240V233H238ZM238 234H236V236H238ZM220 235V234H219ZM230 235H232V234H230ZM165 236V235H164ZM163 236V237H164ZM243 236H244V234H243ZM262 236V235H261ZM215 237V236H214ZM217 237V236H216ZM228 237H230V236H228ZM256 238V237H255ZM164 240V239H163ZM167 240H166V243H167ZM256 240V239H255ZM156 241V240H155ZM226 241V240H225ZM252 241H254V240H252ZM165 241H162V244L164 243ZM254 242H257V241H254ZM250 246L251 244H252V248H251V246L250 247H248V245ZM254 244V245H255ZM258 244V245H257ZM167 245V244H166ZM167 245V246H168ZM169 246V248H171V247H173V246ZM167 246L164 248V250H168V248H167ZM263 247V248H262ZM174 249V248H173ZM176 249H175V251H176ZM190 250V254H188V251ZM101 251V250H100ZM103 251V250H102ZM176 251V252H177ZM95 252H97V251H95ZM162 253H165V252H161V254ZM166 254V253H165ZM163 255V254H162ZM161 255V256H162ZM170 255L171 254H169V256H168V254H166V257H170ZM195 255H196V253H195ZM189 256V257H188ZM165 257V256H164ZM162 258H163V256H162ZM161 258V259H162ZM181 258V257H180ZM168 259V258H167ZM170 259V258H169ZM175 259V258H174ZM193 259V260H192ZM9 260V261H8ZM163 260H164V258H163ZM164 261H166V260H164ZM180 261V260H179ZM189 261V262H188ZM174 262V261H173ZM176 262V261H175ZM165 263V262H164ZM169 264H171V263H169ZM177 264V263H176Z\"/></svg>","mask_w":264,"mask_h":264}]
</instances>
